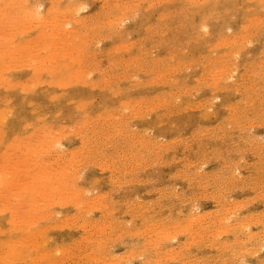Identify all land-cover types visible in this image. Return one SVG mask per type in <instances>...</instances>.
Returning <instances> with one entry per match:
<instances>
[{
	"label": "rangeland",
	"instance_id": "obj_1",
	"mask_svg": "<svg viewBox=\"0 0 264 264\" xmlns=\"http://www.w3.org/2000/svg\"><path fill=\"white\" fill-rule=\"evenodd\" d=\"M4 1H6V0L0 1L1 15H3L4 12H5V15L8 14L6 10H8V8L10 6L12 7V8L10 7L11 12H10V8H9L10 14H12V12L14 10L19 11L18 10V9H20L19 4L22 1L24 2L25 0H17L19 2L21 1L20 3L17 2L18 4H14V3H16V1L11 0L12 4H14V6L11 5V3H8V1L11 2L10 0H7V2H5V3H4ZM173 1H174V3H173ZM27 2H29V3L24 4V5L27 6V5L31 4L30 5L31 8L34 7L35 5L37 6L38 3H39L38 4L39 7L43 5V7L42 8L40 7V8L43 11L45 10L44 12L48 11L50 6H51L50 8L52 9V7L57 4L59 6V8H56V10H55L53 7V9L56 11V14H57L58 10H60V11L64 10L65 13L63 11H62L63 13H61L60 11L58 12V14H60L59 19H61V18H63V19L59 20L58 18L55 17L53 19L54 22L51 21V23L49 22L48 25L45 24V27H44V25H42L41 27L34 25V28H33V24L27 23V25H26V23H25V24H23V26L26 25L27 28L25 29V27L22 26L23 27V29H22V27L20 28L19 23H17V25L14 23V26H12L13 24H11V23H5V22H8V19L0 18L1 20L3 19V22L0 20V32H3V33H0V35L2 34L0 36V40L2 37V40H1L2 42H5V41H3V39L5 38V35H7V37H12V36L14 37V35H15L14 32L16 33V40H15V38H14V40L11 38L13 40V42L16 41L17 43L18 42L21 43L23 41L25 42L26 40L29 41V40H32L33 38L35 39V36H38V35H39L38 39H40V36L42 34H44L43 32L41 34L40 31L47 30L46 32L49 35V33H51V31H50V29L52 28L51 26H54V27H57V28H55V30H56L55 32L56 33L59 32V35H56L55 33H53V35L50 34L49 36H51L52 38H55L56 36H58L56 38H60V39H62L64 37L62 39V42L59 39L57 40V41H60L61 45H62V43H66L64 41V39L68 40L67 37H68V35H70V34H68V32H70V31H68V28L70 30V27H71L69 25L70 22L72 24V28H74L75 26H77V27L79 26V28L76 27V29H79L81 31L80 35H82V36L84 33L86 34V31L84 29L88 25H90V27H87L88 31H89L88 32L89 35L87 34V37L85 38V40L83 42L80 41L81 42L80 46H78V49H80V47L82 45L85 47V48L84 47L81 48V50H80V52L84 53L85 56H83V58H82V54H77V52H76V56L80 55L81 60H83L85 58L83 60V63H85V67H86V68L84 67L85 72L82 69L83 65H81L79 67L78 64L80 62L78 64H76L77 63L76 61H75L76 63H72V67L69 71H75L77 69H79V70L82 69V72L80 71V74H81V75L79 74L80 76L76 73H73L74 78L72 81L69 82V85H68V81L67 82L65 81L66 83L63 84L62 78H61L62 80H60V82L58 83L59 77L52 74L51 72H50L51 74H48L49 73L48 70L47 71L42 70L41 75H40L41 77H38V80L35 79L37 81V82H35V80L32 77L37 78V75L35 74L36 71L34 68L36 66L34 65V67H32V65H29L28 63L31 62V61H29V62H25L26 63L25 65L28 64L29 67H28V65H27V68H25L26 66L23 67V65H24L23 63L27 58L30 60L32 59V57H27L28 52L31 53V54L29 53L30 56H32L35 53H36L35 56H37V55L47 56V55H49L47 53L55 54L58 51L57 49L61 48V50L58 51L57 55L58 54L63 55V52H61V51H64V53L65 52L67 53L68 50L66 48L65 49L67 51L64 49V47H65L64 44L62 47H61V45L60 46L58 45L60 42L58 44L57 43L55 44V46H56L55 48L57 51L55 49H53L54 46H52V45H54L55 40H50L49 36L45 35L46 38L48 37L50 43L54 42L53 44H51V49H49V50L46 49V51L42 52L40 50H41V45L43 46V44H41L40 46L39 45L37 46L38 52L40 51V54L42 52V55L37 54L38 53L37 50L36 51L34 50V48L36 47V46L34 47V45H37L39 40H38V42L34 40L36 43H34V41H30L31 42L30 44L33 43V45L30 46V44H29L28 46L32 47L33 50L29 49V47H26L28 42L26 43L25 46L20 44L21 47L23 46L29 50L27 51L26 49L23 50L24 48L23 49L21 48L23 50V52L27 51L26 52V59L24 57L25 52L23 53L21 51H18V52H20V55H21V53H23L22 57L18 56V58H20V60H18V61L15 60L16 63L14 60H13L14 62L11 61L12 64L13 63L16 64L15 66L17 68L13 67L14 65L12 66L11 62L9 61V60H12L11 59V57H13L12 55L9 57L7 54L4 55V53L2 54V52H0V61H2L1 63L6 64V63L10 62L9 64L11 65V66L7 65L10 67H7L8 69L5 68L6 70H5V72H3V76L0 77L1 79L4 77L0 83H2L4 80L5 82H3V83L5 84L6 82H8V85H9V86L7 84H5L4 86L0 85V110L3 113H4L3 110H7V112H10L9 110H11V113H10L11 115L7 112L5 114L2 113L3 116H5V118H4L5 121L1 122V120H0V127H1L0 128V135L2 134L0 137V143H1L0 144V161H1L0 167H2L1 170H3V173H5L6 178L7 177L9 178V179L7 178L8 180H10V176L13 177V174H18V176H17L18 181L15 183H19V187L16 186V189L14 188V191H12L13 188L8 189V191L11 190L14 193H16V192L18 193L19 191H21L22 194L20 197H23L25 202H27V200L30 201L32 197L37 195L41 186L39 187V184H37V182H35L36 180L34 178V176H35L34 171L29 170V172H27V171L23 172L24 170L29 168V166H27L29 164V162L33 163V161L31 162L29 160V158L27 159L26 157H24L25 156L24 154L26 153L27 154L26 156L30 157L32 155V153L35 154V151H36V157H37V151L39 154L41 152H44V153L46 152V151L42 150L41 147H43L44 150H49L48 151L49 154H48V152H46V154H44V156H43V158L45 160L47 159L46 163H45V161H43L44 162L43 164L44 165L46 164L45 167L47 166V169H49L50 171L54 167H55V169H58L57 171H59V169H60L59 173H61L65 170L66 171L65 173L63 172V173L59 174V175L63 174L64 176L62 175V178H64V179L71 176L72 174L73 175L71 177L76 175L75 178L76 177L77 178L79 177V178L78 179L76 178L78 181H75V183L78 182V185L80 187H82L86 191L88 190L87 192L84 193L85 195H83V201L86 200V202H87V200L89 201L90 199H93V200H90L89 203L87 202L85 204H82L83 201L80 200L81 203H79L78 206H80L81 208L83 206L84 207L81 209L77 206L78 210L77 209L73 210L76 207V205L73 203L67 202L66 200L65 201L59 200L60 202H56V199H58L57 197L55 199L49 197L50 200H48L47 197H41L40 198V201H38V203H37V206H38L37 218L40 217V218H38V222L39 221L44 222V220H45L46 223L42 222L41 224H38V226H37L36 225L37 221H36V222H33L32 227L34 228V231L36 232L35 235L37 234L35 237H39V235L43 234V233H41L40 229L41 228L43 229V227H44L43 230H45V226H46V231H44V233L48 232L47 233L48 235L43 234V237L45 236V239H43V237L41 235L39 242H42V241L44 243H45V241L48 242V244L46 242V245H45V247L48 249V250L46 249L47 250L46 255H48V256L46 257L45 254H39L41 257L40 260L42 259L41 260L42 263H41L40 261H35V260L39 259V258L36 259L35 257H39V256L36 254H33L32 257H34L33 258L34 262L37 264H60V262H61V264L62 263L63 264H90V261H91V264H98V263L104 264V262H106L105 264H107V263L108 264H113V263L116 264L117 262H118L117 264H128V263L129 264H182V263L183 264H221V263L222 264H244V263L245 264H264V246H263L264 245V182H263L264 181V178H263L264 177V171L262 170V169H264V157H263L264 156V146L261 145V143L262 144L264 143V142H262V141H264V117H263V115H264V105H263L264 104V92H263L264 87H262V85L264 86V76H263L264 75V72H263L264 71V64H263L264 63V36H263L264 35V23H263L264 22V19H263L264 18V10H263L264 9V3H263L264 0H261L262 4H260L261 3L260 0L259 1L258 0H250V1L249 0H224V1L223 0H216V2H215V0H214V2H213V0H198V1L197 0H194V1L193 0H188V1L187 0L186 1L185 0H181V1L180 0H158L159 3L157 2V0H135V1L134 0H122V1L121 0H117V1L116 0H71V1L69 0L70 5L66 4V3H68V0L67 1L66 0H64V1H62V0H27ZM134 2H135V4L136 3L137 4L134 5ZM34 3H35V5H34ZM50 3H52L53 6ZM190 3H191V5H190ZM216 3H218V4H216ZM8 4H10V6ZM117 4H119V5H117ZM122 4H125V7H124V5L121 6ZM21 5H22V3H21ZM67 5H69L71 7H69ZM77 5L79 7H81V9L83 11L81 10L79 12V14L75 13V12L73 14L72 9H75L73 7L74 6L76 7ZM81 5H83V6H81ZM133 5H134L135 9H137V10L140 9V10L137 11V10H134L133 8H131V10L129 11V15H127L129 9L127 10V12H125L124 10L126 8L131 7V6L133 7ZM161 5H162V7H161ZM181 5H182L183 9L181 8ZM7 6H9V7L7 8ZM87 6H88V8H87ZM179 7H180V9H179ZM223 7H224V9H223ZM67 8H68V10H67ZM146 8H147V10H146ZM155 8H156V10H155ZM69 9H71V10H69ZM104 9H105V11H104ZM196 9H197V11H196ZM2 10H3V13H2ZM52 10H49V11L52 12ZM184 10H185V12H184ZM232 10H233V12H232ZM68 11L69 12L72 11L71 14H73V17H74V19H72L73 23L71 20L69 21V19H71L70 13L66 14V13H68ZM110 11L112 13H114V12L115 13L112 14ZM122 11H124V12L122 13ZM169 12H171V13H169ZM231 12L234 14H232ZM15 13H17V12H15ZM120 13H122V14H120ZM51 14H53V13H51ZM62 14H63V16H62ZM131 14H133V16ZM202 14H204V15H202ZM219 14H220V16H219ZM117 15L119 16L120 19L119 18L117 19ZM120 16H122V17H120ZM123 16L126 18L128 17V18L126 19ZM201 16H203V17H201ZM84 17L87 18L86 24L88 23V25L87 26L85 24L84 25H81V24L77 25V23H79L80 21L78 20L79 22H77V21L75 22V19H79V18L82 19ZM111 17L116 19L115 20L117 22L116 24H118V23L119 24L116 25L115 21ZM177 17H178V19H177ZM249 17H250V19H249ZM261 18H262V20H261ZM46 19H47V17H46ZM55 19H57V20L55 21ZM213 19H215V21ZM221 19H223V20H221ZM257 19L258 20L260 19L259 20L260 23H257V22H259ZM121 20L124 22H122ZM48 21H45V22L47 23ZM57 21H59V22H57ZM68 21H69V23H67V24L69 25V27H67L65 24ZM101 21H103V22H101ZM119 21H121V22H119ZM203 21H204V25H203ZM205 21H207V22H205ZM227 21H229V22H227ZM255 21H257V22H255ZM108 22H111L112 25ZM2 23H4V24H2ZM55 23L57 25H60V24L61 25L65 24V25L61 26L59 28L57 25L56 26L54 25ZM109 24L111 25L110 27L108 26ZM187 24H189V25H187ZM226 24H229L230 26L226 25ZM121 25L124 28H122ZM165 25H167V28ZM178 25L179 26L181 25L182 27H179ZM200 25L201 26L203 25V26L201 27ZM17 26H18V28H15ZM28 26H29V28H28ZM176 26H177V28H176ZM42 27H44L45 30ZM46 27H49V29ZM63 27H65V30H66L65 32L63 31ZM81 27L82 28L84 27V28L81 29ZM116 27H117V29H116ZM53 28H52V31L54 30ZM89 28H91V29H89ZM93 28H96V29H93ZM20 29H22L23 31H21ZM28 29H30L31 31ZM74 29H72V30H74ZM76 29H75V32L79 31ZM262 29H263V31H262ZM59 30H62L63 33ZM96 30H97V32H96ZM9 31H10V34H9ZM90 31H92V32H90ZM99 31H100V33H99ZM150 31H151V33H150ZM11 32H13V33H11ZM203 32H205V33H203ZM54 34L56 35L55 37H54ZM157 34H159V35H157ZM205 36H206V38H205ZM45 37L42 36L41 39L43 40V38H44L43 41H48V40H45ZM141 37H143V38H141ZM241 38L243 39V41L241 40ZM161 39H162V41H161ZM36 40H37V37H36ZM171 40H172V42H170ZM192 40H193V42H192ZM1 41H0V48L2 49V47H1L2 42ZM11 41H8V42L10 43ZM43 41H41V42H43ZM13 42L11 44L14 45V43H16V42H14V43ZM24 42H23V44H24ZM251 42H252V44H251ZM85 43H86V45H85ZM225 43H227V44H225ZM245 43L247 46L245 45ZM5 44H6V42H5ZM5 44H3V45H5ZM13 45H12V47H13ZM20 45H19V50H20ZM115 45L117 46V48L115 47ZM16 46H17V44H16ZM67 48L69 49V47H67ZM137 48L139 51L137 50ZM235 48H237V51ZM1 49H0V51H1ZM3 49H4V47H3ZM91 49H92V51H91ZM239 49H240V51H239ZM30 50H32L34 52H31ZM3 51H5V50H3ZM75 51H79V50L76 49V50H73L72 52L69 51L70 52V53L68 52L69 55L66 53L65 54L67 55V57H70V56L73 57ZM85 51H87V52H85ZM147 51H149V52H147ZM53 52H55V53H53ZM121 52L124 53V56ZM239 52H240V54H239ZM5 53H6V51H5ZM43 53H45V54H43ZM71 53L73 55H70ZM141 54H143V55H141ZM2 55H4V56H2ZM6 55L8 57H6ZM14 55L16 56V57H14V59L15 58L18 59L17 54H14ZM18 55H19V53H18ZM147 55H148V57H147ZM232 55L234 56L233 59H232ZM35 56H33V57H35ZM88 56H90V57H88ZM142 56H144V57L142 58ZM150 56H152V57H150ZM167 56L169 58L166 60ZM188 56H190V57H188ZM164 57H165V59H164ZM182 57H183V59H182ZM191 57H193V58H191ZM170 58H173V59H170ZM28 59H27V61H28ZM144 59H146V61ZM169 59H170V61H169ZM155 60H157V61H155ZM139 61H140V63H139ZM161 61H163V63ZM19 62H20V64L18 65ZM116 62H118V65ZM236 62H238V63H236ZM34 63L36 64V62H33L31 64H34ZM141 63H143V64H141ZM60 64L64 65L63 61H60ZM138 64L142 65L143 67L138 65ZM121 65H122V67H121ZM232 65H233V67H232ZM117 68H119L118 71H117ZM189 68H191V69H189ZM235 68L237 70H235ZM230 69H232V70H230ZM124 71H126V72L124 73ZM158 71H159V73H157ZM88 72H91L92 74L91 73L88 74ZM213 72H215V73H213ZM171 73L173 75H171ZM132 75H133V77H132ZM150 75H151V77H150ZM78 76L80 78H77ZM83 76H86L88 79H86V77H83ZM213 76H215V77L212 78ZM255 76H257L258 78H256ZM29 77H31L34 80V82H31V85L34 83L32 86L28 85V83L30 84V80H32ZM165 77H166V79H165ZM253 77L256 79H254ZM52 78H54V80ZM131 78L134 80H132ZM138 78H140V79H138ZM246 78L248 79V81H246L247 80ZM56 79L58 80L56 82L57 84L54 82V81H56ZM106 80H108V81H106ZM130 80H132V81H130ZM158 80L162 81V82H159ZM51 81H52V83H51ZM215 81H216V83H214V85H213V82H215ZM41 82H43V84ZM144 82H146L147 84L146 83L144 84ZM148 82H150V83L148 84ZM167 82H169L171 85ZM171 82H173V83H171ZM224 82H226V83H224ZM17 83H18V86L17 85L15 86V84H17ZM252 83H254L253 86H252ZM184 84H185V86H184ZM215 84H217V85H215ZM10 85H12V86H10ZM56 85H58V86H56ZM227 85H228V87H227ZM259 85H260V88H259ZM28 86L32 87L31 88L32 90H34V89L35 90L31 91V89ZM59 86H62V87H59ZM113 86L115 88H113ZM7 87H10V88H7ZM27 88L29 91L24 90ZM101 88H102V90H101ZM257 88H259V89H257ZM186 90L191 94L189 95V93L186 92ZM193 90H194V92H193ZM235 92L238 94H236ZM62 93L64 94V96ZM56 94H57L58 98H57V96H55ZM252 94H253V96H252ZM53 95L56 98L52 97ZM23 96H26V97H23ZM178 97H180V101H179ZM53 98L57 99V100L53 101ZM157 98H158V100H157ZM136 99H138L139 101ZM159 99L161 100V103H159L160 102ZM8 100H10L11 102L9 103ZM59 100H60V102H59ZM122 100H126V101L130 100V102H134V104H135L134 108L136 109V111L134 112L131 109L130 110H127V109L124 110L123 109L124 110L123 111L121 107H123L125 105L126 101L124 102ZM144 100L146 103L144 102ZM121 101L124 104H122ZM251 101H252V103H251ZM84 102H87V103H85V105H84ZM127 103L128 102H126V104ZM179 103H180V105H179ZM79 104H80V107H79ZM82 104H83V108H82ZM134 104H132V106H134ZM208 105L210 108L208 107ZM252 106H254V107H252ZM77 108H79V109H77ZM170 109H171V111H170ZM176 109H178V110L176 111ZM179 109H180V111H179ZM246 109H248V110H246ZM151 110H153V111H151ZM168 111H169V113H168ZM243 111L245 112L244 114H243ZM1 112H0V115H2ZM119 112L121 113V115L119 114ZM254 112H255V114H254ZM134 113L136 114L135 116L133 115ZM261 113H262V115H261ZM106 114L107 115L109 114V115L105 116ZM8 115H10V116H8ZM115 116H117V117L119 116V118H117ZM103 117H105V118H103ZM126 117L129 119H127ZM141 117H142V119H141ZM86 118H88V119H86ZM123 118H125L124 122H123ZM38 119H39V121H38ZM40 119H42V120H40ZM251 119H254L255 121L251 120ZM87 120H88V122H87ZM130 121H131V123H130ZM84 122H85V124L88 123L87 125H91V126H88L87 129L84 128L83 127V126H85V124H83ZM127 122H129V123H127ZM241 122H242V124H241ZM123 123H126L125 125L132 130L128 131L130 129H128L127 127L125 128V125ZM114 124H115V126H113ZM118 124L120 126H118ZM1 125H4V126H1ZM54 125H56V127H59L62 125L61 127H63V129H62L63 132L59 131V134L61 133L60 135L58 134V132L56 134V131L60 130L61 127L59 129L57 128L58 130H55V129H52V126H54ZM121 125H123V126H121ZM129 125H130V127H129ZM204 125H206V126H204ZM218 125L221 128H219ZM43 126L46 127V129H45L46 132L44 131L45 133L43 132V130H44ZM77 126H79V127H77ZM199 126H201V127H199ZM40 127L42 128V130ZM56 127H54V128H56ZM118 127L120 128V131L117 130ZM123 127L125 128V130ZM49 128H51V129H49ZM78 128H79V130H78ZM94 128H95V130H94ZM105 128H107V129H105ZM236 128H237V130H236ZM244 129H246V130L248 129V130L247 131L245 130L246 131L245 132ZM38 130L40 131L39 133H38ZM49 130H50V132L51 131L54 132V130H55V133L51 132L50 137H49V134L46 135V137L49 138V140L51 138H52V141L55 140L54 137L57 138L56 137V135H57L60 140L56 139L54 142H57V140L61 141V142H59L60 145L58 144V147L60 146V149L62 148L63 150L62 149L60 150L58 147H56L60 151L59 157H61V159L57 158L58 156H56V154H55V153H57V155H58V150L53 151L52 145L50 144V142L52 143L51 140L49 141V140H46L47 138H45V140L47 142L46 146L49 148V149H47V147L45 146V142H43V140L40 141L41 139H39V137L41 136L42 133L44 135V134L48 133ZM227 130H229V131H227ZM137 131H138V133H137ZM199 132H200V134H199ZM232 132H233V135H232ZM63 133L64 134L66 133V134L62 135ZM33 134H35L37 137L38 136L39 137L36 138V136ZM53 134H56V135L54 136ZM32 135L35 138H33ZM52 135H53V137H52ZM136 135H138V136L140 135V136L137 137ZM204 135H205V137H204ZM242 135H243V137H242ZM61 136H62V138H61ZM103 136H104V138H103ZM117 136L119 137V139H117L118 138ZM126 136H128V137L126 138ZM207 136H210V137H207ZM22 137H23L22 140L24 142H25V140L27 141L28 139H29L28 141L30 143H31V141L32 142L39 141V145H38V142L36 145H38L40 147V145L44 143L43 145L45 147L43 145H41V147H40L41 150H40V149H38L39 148L38 146L36 148L33 147V145H35L36 142L34 144L33 143L29 144L28 142H25L27 148L25 149V152H24V149H22V148L26 147L24 145L25 143L21 142V140H20V144L19 143L16 144V142L17 141L19 142V139H21ZM26 137H27V139H25ZM28 137H31V138H28ZM41 137H42V139H44L43 137H45V135L41 136ZM195 138H196V140H194ZM218 138H220V139H218ZM61 139H65V140H61ZM110 139H112V140H110ZM130 139L134 142V145L136 144V142L138 144V145L136 144L135 147H133V149L135 148L134 151L132 150V147H131L132 143H130L132 141ZM133 139L136 140V142ZM143 139H145V140H143ZM261 139H262V141H261ZM105 140H106V142H105ZM115 140H118V141H115ZM157 140H159V141H157ZM13 141L15 142L16 148H14V145H13L14 142ZM48 141H49V145H48ZM126 141L130 144V147H128L129 144ZM183 141L184 142L187 141V142L181 143ZM221 141H223V142H221ZM236 141H238L239 143ZM97 142L100 145H98ZM114 142H115V144L118 143V145H120V146L115 145ZM146 142H149L150 144H148ZM170 142H171V146L169 145ZM202 142H204V143H202ZM27 143H28V145H27ZM177 143H178V145H176ZM252 143H253V145H252ZM142 144L144 147L142 146ZM173 144H174V147H173ZM184 144H186V145L183 146ZM199 144H201V145H199ZM18 145L20 148L23 146L21 148L22 152H21V150H20V152L18 151V149H19V147H17ZM254 145L256 148L254 147ZM62 146H64V147H62ZM114 146L116 147L115 149H114ZM32 147L36 150L35 151H33L34 149L31 150ZM93 147H94V149H93ZM258 147H259V150L257 149ZM11 148H12V150H14V149L15 150L12 151ZM78 148H79V150H77ZM254 148L256 149V151ZM261 148H263V150ZM27 149L28 150L30 149L31 152L28 151ZM142 149L144 150V152ZM181 149H182V151H181ZM71 150L77 151L78 155L74 151L69 152ZM6 151H8V153ZM61 151H64V152H61ZM139 151H141V152H139ZM164 151H166V152H164ZM183 151H185V152H183ZM201 151H202V153H201ZM208 151H209V153H207ZM218 151H220V152H218ZM23 152H24V154H23ZM29 152H30V155H28ZM86 152H87V155H86ZM88 152H90V153L88 154ZM95 152L97 154H95ZM152 152H153V154H152ZM197 152H199V153H197ZM238 152H239V154H238ZM250 152H251V154H250ZM18 153L19 154L21 153L24 156L22 157L21 154L19 155ZM52 153H54V154H52ZM60 153H62V154H60ZM69 153H70V155L71 154L77 155L78 158H75L72 160V155L70 157ZM9 154H14V155L9 159V158H7V156ZM17 154H18V157H17ZM63 154H65V157H64L65 159L62 158ZM80 154H81V156H80ZM120 154H121V156H120ZM136 154H137L136 158L138 160L136 158H134V156H136ZM147 154L150 157H148ZM173 154H174V156H172ZM33 155H32V157L35 158V155L34 156ZM45 155L48 157H46ZM83 155H85L86 157H84ZM126 155L128 157H126ZM129 155L133 156V158H131ZM204 155H205V157H204ZM10 156L11 155H9L8 157H10ZM16 157L20 158V159L23 158L25 161L17 159ZM54 157H56V158H54ZM108 157H110V159ZM120 157H122L123 161ZM171 157H172V159H171ZM178 157H180L181 159ZM207 157H208V159H207ZM209 157L210 158L212 157V158L210 159ZM34 158H31V160ZM69 158H71V159H69ZM79 158H81V160ZM88 158L91 160V162ZM124 158L126 161L124 160ZM142 158H143V160H142ZM238 158H239V160H238ZM3 159H6V160H3ZM78 159H79V162H78ZM134 159H136V160H134ZM161 159H162V161H161ZM259 159H260V161H258ZM26 160H28V161L26 162ZM56 160H57V162H56ZM74 160L75 161L77 160L76 161L77 163H75ZM209 160H211V161H209ZM214 160H216V161H214ZM9 161H10V163H8ZM23 161H24V163H23ZM88 161H89V164H88ZM133 161H134V163H133ZM156 161L157 162L159 161V162L157 163ZM255 161L257 162V164H255L256 163ZM72 162H74V164ZM121 162H127V163L124 165V163L122 164ZM131 162H132V164L130 165L129 163H131ZM164 162H165V164H164ZM238 162H241V163H238ZM258 162H259V164H258ZM25 163H28V164H25ZM19 164H22L23 168L25 167V169H23V168L21 169V167L18 166ZM43 164H41L42 167H43ZM67 164H68V166H67ZM108 164H109V166H108ZM238 164H240L241 166ZM16 165H17V167H16ZM143 165H145V166H143ZM45 167H43L42 170L45 171L46 170V169H44ZM50 167H52V168H50ZM64 167H65V169H64ZM83 167H85V169ZM116 167H118V168L116 169ZM238 167H239V169H238ZM19 168L21 169V171ZM66 168L69 169L68 172H67ZM141 168H144V169H141ZM194 168H195V170H194ZM230 168H231V170H229ZM73 169H75V170H73ZM188 169H189V171H188ZM11 170L13 172H11ZM49 170H47V171H49ZM144 170H146V171H144ZM259 170H260V172H259ZM53 171H56V170L53 169L51 172H53ZM207 171L209 173H207ZM9 172H11L13 174L9 175V174H11ZM67 173L69 174V176ZM181 173H183V174L181 175ZM255 173H257V174H255ZM27 174L29 175V177L27 176ZM200 175H201V177H200ZM218 175L221 178H219ZM123 176H127V177L124 178ZM177 176H179V177L177 178ZM182 176H183V178H182ZM223 176H224V178H222ZM186 177H187V179H186ZM213 177H215V178L217 177L218 179L217 178L215 179ZM26 178L27 179L31 178V180L33 182H31V181L28 182V180ZM149 178H151V179H149ZM251 178H253V179H251ZM203 179H205L206 181ZM219 179H220V182L218 181ZM26 180H27V182H25ZM196 180H197V182H196ZM65 182H67V181H65ZM191 182H193V183H191ZM195 182H196V184H195ZM133 184H135V185L133 186ZM193 184H195V185L193 186ZM227 184H229V185H227ZM129 185H130V187H129ZM231 185H233V186H231ZM234 185H237V186H234ZM125 186H126V188H125ZM169 186H171V188ZM36 188L38 190H36ZM166 188H167V190H166ZM174 188L175 189L177 188V189L175 190ZM242 189H243V191H242ZM15 190H16V192H15ZM119 190H121V191H119ZM133 191H135L136 193ZM182 191H183V193H182ZM184 191H185V195H184ZM173 192H175V193H173ZM207 192L211 195H209ZM224 192H226V193H224ZM30 193L32 194V197H31ZM179 193H181V195ZM215 194H216V196H215ZM193 195H194V197L195 196H197V197L194 198ZM97 196H99L98 197L99 199H97L100 201V202L98 201L99 204L97 201L95 202V200H96L95 197H97ZM169 196H172V199H169V198H171ZM179 196H181V197H179ZM217 196H218V199H217ZM101 197L102 198L106 197V199L104 200ZM108 197H109V199H108ZM111 197H112V201H111ZM113 197H114V199H113ZM52 199L55 201H53ZM101 200H104V201L101 202ZM135 200H137V201L133 202ZM143 200H144V202L141 203V201H143ZM91 201H94L93 205L96 206V208L94 206L93 207L96 210L92 209L93 207H91V204H92ZM122 201H124V203ZM146 201H148V202H146ZM51 202L52 203L54 202V203L52 204ZM64 202H66V204H64ZM154 202L156 204H154ZM162 202L165 204H163ZM226 202H228V203H226ZM55 203L57 204V206ZM100 203L104 204L105 206L107 205L109 208L106 206L105 210H104V208L102 207L104 205L101 204L102 205L101 206ZM135 203H137V204H135ZM179 203H180V205H179ZM261 203H262V205H261ZM86 204H88V205L86 206ZM113 204H114V206L112 207ZM60 205H62V206H60ZM69 205H70V207H69ZM99 205H100V207H99ZM152 205H154V206H152ZM44 206H47V207H44ZM225 206L226 207L230 206V207L226 208ZM191 207H193V208L191 209ZM29 208L28 209L30 211V214L33 215L32 211L34 209V206H31ZM41 208L44 211H42ZM46 208H47V211L45 210ZM48 208L50 210H48ZM145 208H147V209H145ZM158 208H159V211H157ZM239 208H240V210H239ZM80 209L83 211V213L86 214V216L84 214V216H85L84 219L82 217L83 213L81 212ZM84 209L86 212H84ZM137 209H138V211H137ZM220 209H221V212H220ZM231 209H233V210H231ZM79 210H80V212H77ZM45 211L50 212V214H52V212L55 213V214H53V215H55V218L53 215L47 216L48 213H46ZM57 211L60 213H58ZM88 211H92L93 214H91V212H88ZM76 212H77V215H76ZM141 212H142V214H141ZM153 212H154V214H152ZM206 212H208V213H206ZM88 213L91 217L89 215H87ZM109 213L114 214L115 217H111L112 214L110 215ZM175 213H177V214H175ZM191 213H194V214H191ZM196 213H198L199 215ZM201 213H202V215H201ZM44 214L46 217H43ZM206 214H207V216H206ZM73 215L76 216L75 217L76 219H78V216L80 215L78 222L75 218L69 219V217L71 218V216L74 217ZM114 215H112V216H114ZM144 215H146V216H144ZM0 216H4V217L6 216V220H3L4 217H2L1 222H0V231L4 230L3 232H0V238L2 240L6 241V238L8 239V236L11 235V233H12L11 231L14 228V225L12 224L13 218H12V215L10 212H9V214H7V212L0 211ZM87 216H88V218H87ZM108 216L111 218H109ZM152 216H153V218H152ZM171 216H172V218H171ZM197 216H198V218H196ZM50 217H53V219L52 218L49 219ZM65 217H66V219H65ZM67 217H68V220H67ZM213 217H214V219H213ZM228 217L230 218L229 220H228ZM41 218H42V220H40ZM43 218H44V220H43ZM47 218L49 219V221ZM89 218H91V219H89ZM184 218H186V219H184ZM74 219H75V221H74ZM85 219H87L88 221ZM115 219L118 220V221L116 220L117 223H115ZM218 219L223 221V222H219ZM248 219H251V220H248ZM90 220L92 222L88 223V222H90ZM109 220L111 223L114 222V224L112 223V225L107 228L108 230L107 229L104 230L108 226ZM180 220H182V221H180ZM188 220H189V223H188ZM3 221H4V224H3ZM98 221H100V222H98ZM150 221L152 222L153 228L151 227ZM158 221H159V223H158ZM192 221H194V222L191 223ZM260 221H261V223H260ZM64 222H66V223L68 222L67 223L68 226L66 225V223L64 224ZM82 222H84L86 224L88 223L90 225V227H89V225H86L87 226L86 227L85 224H84V227L81 226L80 224ZM93 222L96 225L94 230H93V227H94ZM164 222H165V225H164ZM240 222H241V224H239ZM102 223L103 224L106 223L107 226H106V224H104L105 226L102 225ZM1 224H3V225H1ZM11 224H12V226H11ZM45 224H47V225H45ZM61 224H62V226H61ZM99 224H101V226H103V228L101 226H99ZM191 224H193L192 225L193 227L191 226ZM199 224H200V226H199ZM63 225H65V227ZM82 225H83V223H82ZM113 225H114V228L112 229L111 227H113ZM174 225H175V227H174ZM53 226H55V227L58 226L59 228L58 227L55 228ZM79 226H80V228H79ZM98 226L107 232L105 233L103 230H101L103 232H100L99 229L96 230V228ZM161 226H163V229L161 228ZM176 226H177V228H176ZM183 226H186V227H183ZM187 226H188V228H187ZM225 226H227V227H225ZM32 227H31V229H33ZM115 227H116V229H115ZM145 227H147V228H145ZM190 227H191V229H190ZM244 227H248V228L246 229ZM8 228L11 230H9ZM173 228H174V230H173ZM200 228H201V230H200ZM5 229H7V231ZM82 229L86 230V231H83ZM87 229H89L90 232ZM161 229L165 230V231L164 232L160 231ZM249 229H250V231H249ZM166 230L169 233H167ZM37 231H40V232H37ZM133 231H134V233H133ZM135 231L138 234L135 233ZM148 231H149V233H148ZM159 231L161 234L159 233ZM180 231H182V232H180ZM93 232H94V234H93ZM131 232L133 234L130 235ZM225 232H226V234H225ZM38 233H39V235H38ZM103 233H105V234H103ZM165 233H167V234H165ZM170 233H171V236H170ZM189 233H190V235H189ZM100 234L102 235L101 237H100ZM135 234H137V235H135ZM215 234H216V236H215ZM87 235H89V237ZM49 236L52 239H49L50 238ZM84 237H85V240H87V242H89V244L86 243V241L84 240ZM98 237L100 239H102L103 241L99 240ZM155 237H157V238H155ZM169 237L170 238L172 237V238L170 239ZM158 238H160V239H158ZM156 239H157V242H156ZM79 240H81V241H79ZM234 240H235L236 244L234 243ZM91 241H93V242H91ZM99 241H100V245H99ZM204 241H206V242H204ZM146 242H147V245L145 244ZM223 242H225L226 244ZM126 243H127V245H126ZM193 243H194V245H192ZM97 245H99L97 248L99 250H101L102 252H100L96 248ZM246 245H247V247H246ZM62 246L65 248H63ZM69 246L72 248H70ZM144 246H146L148 249ZM187 246H189V247L187 248ZM216 246H217V248H216ZM260 246H261V248H260ZM153 247H155V248H153ZM17 248L19 249V245ZM110 248L111 249L113 248V249L111 250ZM246 248H247V252L245 253ZM91 249H93V250H91ZM156 249L159 251L157 252ZM242 250H244V251H242ZM92 251H94V252L96 251V253H97V251H99L97 254L94 253L95 255H94V257H92V258H94L93 260L91 259V255L93 256ZM128 251H130V252L133 251V252L130 253ZM48 252L52 253L53 258L50 257L51 254ZM89 252L91 253V255H89L90 257L89 256L85 257V255ZM171 252H173V253H171ZM257 252H259V253H257ZM54 253H56V254L58 253L57 256ZM100 253H102L103 256ZM240 253H242L244 255H242ZM125 254H127L128 256ZM42 255H45L46 258L44 256L42 257ZM121 255H123V256H121ZM132 255H134V257ZM163 255H164V258H163ZM169 255H170V258H169ZM220 255H222V256H220ZM95 256H97V257L95 258ZM111 256L113 259L111 258ZM130 256L132 257L133 260L131 259ZM147 256H148V258H147ZM202 256H204V257H202ZM48 257H50V259H48ZM141 257H143V258H141ZM29 258H31V257L29 256ZM29 258H27L28 260L26 259L25 263H23L24 260H22L23 262L18 261V264H20V263L21 264H35L32 261H29L30 260ZM44 258H45V263H43ZM99 258L102 259L101 262H100ZM171 258H172V260H171ZM175 258H176V260H175ZM188 258H190L191 260ZM212 258H213V260H212ZM120 259H121V261H120ZM128 259H129V261H128ZM152 259L157 260V261H153ZM140 260L142 261V263ZM164 260H167V261H164ZM237 260H239V261H237ZM55 261H56V263H55ZM109 261H110V263H109ZM13 264H17V261L15 263V260H14Z\"/></svg>",
	"mask_w": 264,
	"mask_h": 264
},
{
	"label": "bare ground",
	"instance_id": "obj_2",
	"mask_svg": "<svg viewBox=\"0 0 264 264\" xmlns=\"http://www.w3.org/2000/svg\"><path fill=\"white\" fill-rule=\"evenodd\" d=\"M0 1H1V0H0ZM10 1H11V0H10ZM15 1H16V3H14V4H18L17 2H19V1H17V0H15ZM25 1H26V2H25ZM25 1H24V2H23V1L21 2V1H20V2L22 3V5H21V3L19 2V3H20V4H19L20 9H18L19 11L14 10V11H13L14 13L12 12L13 15L9 13V8H10L11 6H10V4H8L10 7L7 6V8H8V7H9V8H8V10H6V11H7V13H8L9 15H8V14L5 15V12L3 13V10H2L3 15H1V10H0V18L8 19V22H5V23H11V24H13L12 26H14V23H15L16 25H17V23H19L20 28H21V27L23 26V24H25V23H26V25H27V23H29V24H33V28H34V25H36V26H40V27H41L42 25H44V27H45V24L48 25L49 22H50V23H51V21L54 22L53 19H54L55 17L58 18V19L60 18V14H58V12H59L60 10L57 9V10H58V12H57L58 15L56 14V11H55L56 8H59V6H58L57 4L53 6L52 3H50V4L54 7L55 10L53 9V7H52L53 10H52V9L50 8V7H51V6H50L49 9L47 8L48 11L44 12L45 10H44V11L41 10V8L43 7V5L40 6V7H41V8H40V7L38 6L39 3H38L37 6H36V5H35L36 2H35V3H34L35 6L31 8V7H30L31 4H29V5H27V6L24 5V4L29 3V2H27V0H25ZM62 1H64V0H62ZM66 1H67V0H66ZM70 1H71V0H70ZM116 1H117V0H116ZM121 1H122V0H121ZM134 1H135V0H134ZM180 1H181V0H180ZM185 1H186V0H185ZM187 1H188V0H187ZM193 1H194V0H193ZM197 1H198V0H197ZM223 1H224V0H223ZM249 1H250V0H249ZM258 1H259V0H258ZM5 2H7V0L4 1V3H5ZM39 2H40V1H39ZM148 2H149V1H148ZM157 2H158V0H157ZM161 2H162V1H161ZM190 2H191V1H190ZM201 2H202V1H201ZM213 2H214V0H213ZM215 2H216V0H215ZM260 2H261V0H260ZM8 3H11V5L14 6V4H12V1H11V2L8 1ZM85 3H86V2H85ZM96 3H97V2H96ZM121 3H122V2H121ZM121 3H120V4H121ZM158 3H159V2H158ZM173 3H174V1H173ZM181 3H182V2H181ZM193 3H194V2H193ZM203 3H204V2H203ZM225 3H226V2H225ZM263 3H264V2H263ZM32 4H33V3H32ZM40 4H41V3H40ZM42 4H43V3H42ZM58 4H59V3H58ZM66 4H69V5H70L69 0H68V3H66ZM66 4H65V5H66ZM83 4H84V3H83ZM132 4H133V3H132ZM132 4H131V5H132ZM136 4H137V3H136ZM136 4H135V2H134V5H136ZM216 4H218V3H216ZM255 4H256V3H255ZM258 4H259V3H258ZM260 4H262V2H261ZM260 4H259V5H260ZM69 5H67V6H69ZM85 5H86V4H85ZM113 5H114V4H113ZM117 5H119V4H117ZM123 5H124V7H125V4H122L121 6H123ZM134 5H133V7L131 6V7L126 8V9L124 10L125 12H127V10L129 9L127 15H129V11L131 10V8H133L134 10H137V9H135ZM182 5H183V4H182ZM182 5H181V8H182ZM190 5H191V3H190ZM190 5H189V6H190ZM203 5H204V4H203ZM214 5H215V4H214ZM222 5H223V4H222ZM15 6H16V5H15ZM81 6H83V5H81ZM114 6H115V5H114ZM193 6H194V5H193ZM69 7H71V6H69ZM76 7H77L78 9H77ZM76 7L74 6L73 8H75V9H72V10H73V14H74V12L79 14V12L82 10L81 7H79L78 5H77ZM93 7H94V6H93ZM116 7H117V6H116ZM126 7H127V6H126ZM152 7H153V6H152ZM156 7H157V6H156ZM161 7H162V5H161ZM240 7H241V6H240ZM244 7H245V6H244ZM11 8H12V7H11ZM11 8H10V12H11ZM79 8H80V9H79ZM87 8H88V6H87ZM175 8H176V7H175ZM186 8H187V7H186ZM225 8H226V7H225ZM242 8H243V7H242ZM242 8H241V9H242ZM2 9H3V8H2ZM167 9H168V8H167ZM179 9H180V7H179ZM182 9H183V8H182ZM193 9H194V8H193ZM223 9H224V7H223ZM234 9H235V8H234ZM237 9H238V8H237ZM49 10H52V12L49 11ZM67 10H68V8H67ZM69 10H71V9H69ZM100 10H101V9H100ZM139 10H140V9H139ZM139 10H137V11H139ZM146 10H147V8H146ZM155 10H156V8H155ZM175 10H176V9H175ZM210 10H211V9H210ZM239 10H240V9H239ZM263 10H264V9H263ZM62 11L64 12V10H61L60 12L63 13ZM65 11H66V10H65ZM82 11H83V10H82ZM104 11H105V9H104ZM113 11H114V10H113ZM124 11H122V13H123ZM196 11H197V9H196ZM236 11H237V10H236ZM15 12H17V13H15ZM49 12H50V13H49ZM54 12H55V13H54ZM71 12H72V11H71ZM71 12L68 11V13H66V14H69V13H70V15H71V19H69V21H70V20L72 21V19H74L73 14H71ZM110 12H111V11H110ZM132 12H133V11H132ZM184 12H185V10H184ZM232 12H233V10H232ZM232 12H231V13H232ZM234 12H235V11H234ZM51 13H53V14H51ZM64 13H65V12H64ZM101 13H102V12H101ZM111 13H112V12H111ZM114 13H115V12H114ZM114 13H112V14H114ZM122 13H120V14H122ZM169 13H171V12H169ZM176 13H177V12H176ZM180 13H181V12H180ZM188 13H189V12H188ZM192 13H193V12H192ZM55 14H56L57 16H56ZM107 14H108V13H107ZM124 14H125V13H124ZM136 14H137V13H136ZM185 14H186V13H185ZM189 14H190V13H189ZM193 14H194V13H193ZM195 14H196V13H195ZM215 14H216V13H215ZM232 14H234V13H232ZM54 15H55V16H54ZM131 15L133 16V14H131ZM168 15H169V14H168ZM190 15H191V14H190ZM202 15H204V14H202ZM52 16H53V17H52ZM62 16H63V14H62ZM64 16H65V15H64ZM76 16H77V15H76ZM85 16H86V15H85ZM103 16H104V15H103ZM111 16H112V15H111ZM171 16H172V15H171ZM171 16H170V17H171ZM205 16H206V15H205ZM215 16H216V15H215ZM217 16H218V15H217ZM219 16H220V14H219ZM244 16H245V15H244ZM261 16H262V15H261ZM46 17H47V19H46ZM72 17H73V18H72ZM78 17H79V16H78ZM97 17H98V16H97ZM104 17H105V16H104ZM120 17H122V16H120ZM123 17H124V16H123ZM130 17H131V16H130ZM201 17H203V16H201ZM222 17H223V16H222ZM69 18H70V17H69ZM91 18H92V17H91ZM98 18H99V17H98ZM111 18H113V17H111ZM118 18H119V16L117 15V19H118ZM124 18H126V17H124ZM127 18H128V17H127ZM127 18H126V19H127ZM134 18H135V17H134ZM187 18H188V17H187ZM192 18H193V17H192ZM232 18H233V17H232ZM247 18H248V17H247ZM251 18H252V17H251ZM255 18H256V17H255ZM259 18H260V17H259ZM3 19H2V20L0 19V20L3 22ZM51 19H52V20H51ZM61 19H63V18H61ZM61 19H59V20H61ZM65 19H66V18H65ZM65 19H64V20H65ZM80 19H81V18H79V19H75V22H76V21H77V22L80 21L79 23H77V25H78V24H81V25H84V24H85L86 26L88 25V23L86 24V22H87L86 19H87V18L84 17V18H82L81 20H80ZM119 19H120V18H119ZM160 19H161V18H160ZM177 19H178V17H177ZM204 19H205V18H204ZM210 19H211V18H210ZM219 19H220V18H219ZM249 19H250V17H249ZM263 19H264V18H263ZM48 20H49V21H48ZM56 20H57V19H55V21H56ZM66 20H67V19H66ZM78 20H79V21H78ZM113 20L115 21L116 19L113 18ZM131 20H132V19H131ZM201 20H202V19H201ZM208 20H209V19H208ZM213 20L215 21V19H213ZM221 20H223V19H221ZM257 20H258V19H257ZM259 20H260V19H259ZM259 20H258V21H259ZM261 20H262V18H261ZM5 21H6V20H5ZM45 21H48V22L46 23ZM69 21L65 23L67 27H69V25L71 26V27H70V30H69V28H68V31L71 32V33L68 32V34H70V35H68V37H67L68 40L64 39V41H65L67 44H66V43H62V45H61L62 39H63L64 37H63L62 39H60V38H56V37H58V36H56V35H59V32H58V31H57L58 33L55 32V31H56L55 28H57V27L51 26L52 28L54 27V28H53V29H54V30H53L54 32L52 31V28H51V29H50L51 33H49V35H50V34L53 35V33H55V34H56V35L54 34V37L56 36L55 38H52L51 36H49L48 33L46 32L47 30H45L44 27H42L45 31H40L41 34H42V32L44 33V34H42V35L40 36V39H38V38H39V35H38L39 33H38V34H37L38 36H35V39L33 38L32 40H29V41H28V40H26L25 42L23 41L24 44H23V42H21V43H19V42L17 43L16 41H14V42H16V43L13 42L14 38H15V40H16V33H15V32H14V34H15L14 37H13V36H12V37H7V35H5V38L3 39V41H5L6 44H5V42H2V41H1V40H2V37H1V40H0V41H1L3 44H5V45H3V44L1 43V45H2L1 47H2V49H3V47H4L3 50H5L6 53H5V51H3L1 48H0V49H1L0 52H2V54L4 53V55L7 54L9 57L12 55L13 57H11L12 60H9L10 62L13 61V60H14V61H15V60L18 61V60H20V58H18V56H19V57H22L23 53L25 52L24 57H25V59H26V52H27L29 49H32V50H33L32 47H29V46H28V45L31 43L30 41H34V40H35V41L38 42V40H39V42L37 43V45H34V47L36 46V47H35L36 49L34 48V50L36 51V50L38 49L37 46H38V45L40 46L41 44H43V46L41 45V50L39 49V50L42 51V52H43V51H46V49H48V50L51 49V44H53L54 42H55V43H54V45H52V46H54L53 49L56 50V48H55V47H56L55 44H56V43L58 44V43L61 41L58 45H59V46L61 45V47L63 46V44L65 45L64 49L66 48V49L68 50V51H67V50L65 49V50L67 51V53L65 52L66 54H68L69 51L72 52L73 50H76V49L79 50V51H75V52H74V55L71 53L70 55H73V57H72V56L67 57V55L64 53V51H61V52H63V55H60V54L57 55L58 51H60L61 48H58V49H57L58 51L56 50V51H57L56 53L53 52V53H55V54L47 53V54H49V55H47V56L42 55V52H41V54H40V51L38 52V50H37V52H38L37 54H40V55H42V56H39V55L35 56L36 53H35V54L32 53L33 55L30 56V55H29L30 52H28L27 57H32V59L30 60V59L27 58L28 61H27V59H26L25 61L23 60L24 63H23V62H22V63L24 64L23 67L26 66L25 68H27V65H28V64H29V65H32V67H34V65L36 66V67H34V68H35V71H36L35 74L37 75V78H34V77L31 76L34 80H35V79L38 80V77H41L40 75H41V71H42V70H44V71H45V70H46V71L48 70V71H49L48 74H51V73H52V74H54V75H56V76L59 77V78H58L59 81L56 79V81H54L55 83H56L57 81H58V83H59L60 80L63 79V82H62V83L65 84V83L68 81V85H69V82L72 81L73 78H74V74H73V73H76V74L79 75V74H80V71L82 72V69L84 70L85 63H83V60H84L85 58H84L83 60H81L80 55H77V56H76V52H77V54H82V58H83V56H85L84 53H81V52H80L81 48H83L84 46L82 45V46L80 47V49H78V46H80V43L83 42V41L85 40V38L87 37V34H88V32H89L87 27H90V25H88V26L84 29V30L86 31V34L84 33L83 36H82V35H80V32H81V31H80L79 29H76L77 26H75V25H74L75 27L73 26L76 30H79V31L75 32V29L72 28V24H71V22H70L69 25L67 24V23H69ZM110 21H111V20H110ZM114 21H113V22H114ZM117 21H118V20H117ZM121 21H122V20H121ZM121 21H119V22H121ZM252 21H253V20H252ZM44 22H45V23H44ZM57 22H59V21H57ZM60 22H61V21H60ZM101 22H103V21H101ZM111 22H112V21H111ZM111 22H108V23H110V24L112 25ZM122 22H124V21H122ZM163 22H164V21H163ZM205 22H207V21H205ZM210 22H211V21H210ZM227 22H229V21H227ZM253 22H254V21H253ZM255 22H257V21H255ZM72 23H73V21H72ZM104 23H105V22H104ZM116 23H117V22L115 21V24H116ZM125 23H126V22H125ZM156 23H157V22H156ZM177 23H178V22H177ZM200 23H201V22H200ZM257 23H260V21L257 22ZM263 23H264V22H263ZM2 24H4V23H2ZM21 24H22V25H21ZM52 24H53V23H52ZM65 24H64V25H65ZM110 24L108 25L109 27L111 26ZM118 24H119V23H118ZM118 24H116V25H118ZM121 24H122V23H121ZM164 24H165V23H164ZM252 24H253V23H252ZM26 25L23 26V27H25V29L27 28ZM54 25L56 26L57 24L55 23ZM64 25H63V24H62V25L60 24V25H57V26L60 28L61 26H64ZM176 25H177V24H176ZM187 25H189V24H187ZM203 25H204V21H203ZM203 25H202V26H203ZM206 25H207V24H206ZM226 25H229V24H226ZM248 25H249V24H248ZM248 25H247V26H248ZM250 25H251V24H250ZM254 25H255V24H254ZM29 26H30V25H29ZM29 26H28V28H29ZM36 26H35V27H36ZM99 26H100V25H99ZM121 26H122V25H121ZM165 26H166V28H167V25H165ZM168 26H169V25H168ZM178 26H179V25H178ZM185 26H186V25H185ZM200 26H201V25H200ZM202 26H201V27H202ZM223 26H224V25H223ZM229 26H230V25H229ZM255 26H256V25H255ZM23 27H22V29H23ZM92 27H93V26H92ZM105 27H106V26H105ZM109 27H108V28H109ZM179 27H182V26L180 25ZM201 27H200V28H201ZM207 27H208V26H207ZM2 28H3V27H2ZM15 28H18V26L15 27ZM31 28H32V27H31ZM31 28H30V29H31ZM46 28L49 29V27H46ZM59 28H58V29H59ZM77 28H79V26H78ZM83 28H84V27H83ZM83 28L81 27V29H83ZM118 28H119V27H118ZM122 28H124V27L122 26ZM176 28H177V26H176ZM194 28H195V27H194ZM198 28H199V27H198ZM227 28H228V27H227ZM250 28H251V27H250ZM22 29H20V30L23 31ZM30 29H28V30H30ZM58 29H57V30H58ZM72 29H74V30H72ZM89 29H91V28H89ZM93 29H96V28H93ZM93 29H92V30H93ZM110 29H111V28H110ZM116 29H117V27H116ZM159 29H160V28H159ZM170 29H171V28H170ZM222 29H223V28H222ZM1 30H2V29H1ZM13 30H14V29H13ZM13 30H12V31H13ZM20 30H19V31H20ZM31 30H32V29H31ZM31 30H30V31H31ZM107 30H108V29H107ZM162 30H163V29H162ZM162 30H161V31H162ZM178 30H179V29H178ZM4 31H5V30H4ZM19 31H18V32H19ZM21 31H20V32H21ZM59 31L62 32V30H59ZM63 31H64V32L66 31V30H65V27H63ZM82 31H83V30H82ZM115 31H116V30H115ZM115 31H114V32H115ZM120 31H121V30H120ZM156 31H157V30H156ZM163 31H164V30H163ZM200 31H201V30H200ZM245 31H246V30H245ZM262 31H263V29H262ZM90 32H92V31H90ZM96 32H97V30H96ZM230 32H231V31H230ZM236 32H237V31H236ZM0 33H3V32H0ZM11 33H13V32H11ZM23 33H24V32H23ZM62 33H63V32H62ZM99 33H100V31H99ZM119 33H120V32H119ZM150 33H151V31H150ZM162 33H163V32H162ZM199 33H200V32H199ZM203 33H205V32H203ZM206 33H207V32H206ZM208 33H209V32H208ZM227 33H228V32H227ZM9 34H10V31H9ZM19 34H20V33H19ZM21 34H22V33H21ZM24 34H25V33H24ZM64 34H65V33H64ZM105 34H106V33H105ZM241 34H242V33H241ZM246 34H247V33H246ZM1 35H2V34H1ZM1 35H0V36H1ZM17 35H18V34H17ZM27 35H28V34H27ZM45 35H46V36H49V39H50V40H55V41L52 42V43H50L48 37L46 38ZM66 35H67V34H66ZM72 35H73V36H72ZM88 35H89V34H88ZM92 35H93V34H92ZM103 35H104V34H103ZM108 35H109V34H108ZM157 35H159V34H157ZM208 35H209V34H208ZM244 35H245V34H244ZM249 35H250V34H249ZM42 36L45 37V40H48V41H43L44 38H43V40H42V39H41ZM71 36H72V37H71ZM81 36H82V37H81ZM113 36H114V35H113ZM115 36H116V35H115ZM263 36H264V35H263ZM36 37H37V40H36ZM50 37H51V38H50ZM59 37H60V36H59ZM106 37H107V36H106ZM127 37H128V36H127ZM195 37H196V36H195ZM208 37H209V36H208ZM212 37H213V36H212ZM11 38H12L13 40H12ZM104 38H105V37H104ZM109 38H110V37H109ZM141 38H143V37H141ZM177 38H178V37H177ZM205 38H206V36H205ZM214 38H215V37H214ZM20 39H21V38H20ZM58 39H59L60 41H57ZM162 39H163V38H162ZM162 39H161V41H162ZM190 39H191V38H190ZM203 39H204V38H203ZM233 39H234V38H233ZM246 39H247V38H246ZM251 39H252V38H251ZM11 40H12V41H11ZM40 40L43 41L44 43L41 42ZM88 40H89V39H88ZM142 40H143V39H142ZM164 40H165V39H164ZM188 40H189V39H188ZM241 40L243 41L242 38H241ZM248 40H249V39H248ZM259 40H260V39H259ZM8 41H11V42L9 43ZM35 41H34V43H36ZM80 41H81V42H80ZM99 41H100V40H99ZM137 41H138V40H137ZM189 41H190V40H189ZM194 41H195V40H194ZM206 41H207V40H206ZM233 41H234V40H233ZM233 41H232V42H233ZM249 41H250V40H249ZM256 41H257V40H256ZM12 42L14 43V45L11 44ZM27 42H28V43H27ZM68 42H69V43H68ZM97 42H98V41H97ZM139 42H140V41H139ZM145 42H146V41H145ZM163 42H164V41H163ZM170 42H172V40H171ZM183 42H184V41H183ZM190 42H191V41H190ZM192 42H193V40H192ZM195 42H196V41H195ZM198 42H199V41H198ZM228 42H229V41H228ZM26 43H27V45H26ZM39 43H40V44H39ZM166 43H167V42H166ZM210 43H211V42H210ZM241 43H242V42H241ZM8 44H9V45H8ZM16 44H17V46H16ZM18 44H19V45L21 44V45H24V46L26 45V47H29V49H27V48H25V47H23V46L21 47V45H20V50H19V45H18ZM177 44H178V43H177ZM187 44H188V43H187ZM189 44H190V43H189ZM203 44H204V43H203ZM221 44H222V43H221ZM225 44H227V43H225ZM249 44H250V43H249ZM251 44H252V42H251ZM12 45H13V47H12ZM31 45H33V43L30 44V46H31ZM58 45H57V46H58ZM66 45H67V46H66ZM85 45H86V43H85ZM119 45H120V44H119ZM123 45H124V44H123ZM141 45H142V44H141ZM158 45H159V44H158ZM207 45H208V44H207ZM245 45H246V43H245ZM7 46H8V47H7ZM59 46H58V47H59ZM97 46H98V45H97ZM124 46H125V45H124ZM130 46H131V45H130ZM138 46H139V45H138ZM143 46H144V45H143ZM205 46H206V45H205ZM229 46H230V45H229ZM246 46H247V45H246ZM67 47H69V49H68ZM115 47L117 48L116 45H115ZM169 47H170V46H169ZM203 47H204V46H203ZM206 47H207V46H206ZM224 47H225V46H224ZM238 47H239V46H238ZM238 47H237V48H238ZM251 47H252V46H251ZM21 48H22V49L24 48L23 50L26 49L27 51H24V52H23V50H22ZM39 48H40V47H39ZM84 48H85V47H84ZM86 48H87V47H86ZM88 48H89V47H88ZM119 48H120V47H119ZM122 48H123V47H122ZM126 48H127V47H126ZM237 48H235L236 51H237ZM240 48H241V47H240ZM174 49H175V48H174ZM218 49H219V48H218ZM248 49H249V48H248ZM248 49H247V50H248ZM32 50H30V51H31V52H34V51H32ZM89 50H90V49H89ZM137 50H138V48H137ZM146 50H147V49H146ZM153 50H154V49H153ZM18 51H21V52H23V53H21V55H20V52H18ZM91 51H92V49H91ZM93 51H94V50H93ZM113 51H114V50H113ZM138 51H139V50H138ZM140 51H141V50H140ZM143 51H144V50H143ZM150 51H151V50H150ZM170 51H171V50H170ZM239 51H240V49H239ZM243 51H244V50H243ZM248 51H249V50H248ZM70 52H69V53H70ZM85 52H87V51H85ZM94 52H95V51H94ZM99 52H100V51H99ZM114 52H115V51H114ZM122 52H123V51H122ZM122 52H121V53H122ZM141 52H142V51H141ZM144 52H145V51H144ZM147 52H149V51H147ZM158 52H159V51H158ZM172 52H173V51H172ZM218 52H219V51H218ZM18 53H19V55H18ZM59 53H60V52H59ZM150 53H151V52H150ZM213 53H214V52H213ZM216 53H217V52H216ZM14 54H17V58H18V59H16V58L14 59V57H16ZM30 54H31V53H30ZM43 54H45V53H43ZM91 54H92V53H91ZM115 54H116V53H115ZM122 54H123V56H124V53H122ZM169 54H170V53H169ZM179 54H180V53H179ZM200 54H201V53H200ZM239 54H240V52H239ZM4 55H2V56H4ZM7 55H6V57H8ZM65 55H66V56H65ZM68 55H69V54H68ZM130 55H131V54H130ZM141 55H143V54H141ZM141 55H140V56H141ZM151 55H152V54H151ZM233 55H234V54H233ZM233 55H232V59H233V57H234ZM246 55H247V54H246ZM33 56H35V57H33ZM43 56H44V57H43ZM64 56H65V57H64ZM93 56H94V55H93ZM154 56H155V55H154ZM154 56H153V57H154ZM157 56H158V55H157ZM157 56H156V57H157ZM6 57H5V58H6ZM24 57H23V58H24ZM88 57H90V56H88ZM130 57H131V56H130ZM136 57H137V56H136ZM143 57H144V56H142V58H143ZM145 57H146V56H145ZM147 57H148V55H147ZM150 57H152V56H150ZM170 57H171V56H170ZM188 57H190V56H188ZM139 58H140V57H139ZM142 58H141V59H142ZM168 58H169V57L167 56L166 60H167ZM176 58H177V57H176ZM191 58H193V57H191ZM205 58H206V57H205ZM246 58H247V57H246ZM21 59H22V58H21ZM33 59H34V60H33ZM86 59H87V58H86ZM93 59H94V58H93ZM146 59H147V58H146ZM146 59H144V60L146 61ZM150 59H151V58H150ZM164 59H165V57H164ZM170 59H173V58H170ZM170 59H169V61H170ZM174 59H175V58H174ZM182 59H183V57H182ZM215 59H216V58H215ZM236 59H237V58H236ZM32 60H33V61H32ZM108 60H109V59H108ZM124 60H125V59H124ZM148 60H149V59H148ZM175 60H176V59H175ZM219 60H220V59H219ZM9 61H8V62H9ZM14 61H13V62H14ZM16 61H15V63H16ZM29 61H31V62H29ZM60 61H63L64 65H63V64H60ZM75 61H76L77 63H76ZM127 61H128V60H127ZM155 61H157V60H155ZM187 61H188V60H187ZM199 61H200V60H199ZM202 61H203V60H202ZM225 61H226V60H225ZM246 61H247V60H246ZM1 62H2V61H0V77L3 76V72H5V70H6L5 68L11 66V65L9 64L10 62H9V63H6V64H5V63H1ZM25 62H29V63H28L27 65H25V64H26ZM33 62H36V64H35V63H34V64H31V63H33ZM79 62H80V63H79ZM112 62H113V61H112ZM112 62H111V63H112ZM130 62H131V61H130ZM142 62H143V61H142ZM161 62L163 63V61H161ZM161 62H160V63H161ZM185 62H186V61H185ZM72 63H76V64L79 63V64H78L79 67H80L81 65H83V68H82L81 70L77 69V70H75V71H69V70L71 69V67H72ZM93 63H94V62H93ZM116 63H117V65H118V62H116ZM119 63H120V62H119ZM139 63H140V61H139ZM147 63H148V62H147ZM160 63H159V64H160ZM167 63H168V62H167ZM199 63H200V62H199ZM199 63H198V64H199ZM236 63H238V62H236ZM248 63H249V62H248ZM11 64H12V62H11ZM19 64H20V62L18 63V65H19ZM120 64H121V63H120ZM141 64H143V63H141ZM177 64H178V63H177ZM196 64H197V63H196ZM201 64H202V63H201ZM203 64H204V63H203ZM214 64H215V63H214ZM259 64H260V63H259ZM259 64H258V65H259ZM263 64H264V63H263ZM7 65H10V66H7ZM13 65H14V66H13ZM15 65H16V64H14V63L12 64L13 67H16ZM29 65H28V67H29ZM134 65H135V64H134ZM138 65H140V64H138ZM189 65H190V64H189ZM194 65H195V64H194ZM91 66H92V65H91ZM96 66H97V65H96ZM112 66H113V65H112ZM115 66H116V65H115ZM119 66H120V65H119ZM140 66H142V65H140ZM146 66H147V65H146ZM159 66H160V65H159ZM161 66H162V65H161ZM164 66H165V65H164ZM212 66H213V65H212ZM19 67H20V66H19ZM30 67H31V66H30ZM73 67H74V66H73ZM121 67H122V65H121ZM142 67H143V66H142ZM152 67H153V66H152ZM157 67H158V66H157ZM166 67H167V66H166ZM173 67H174V66H173ZM214 67H215V66H214ZM232 67H233V65H232ZM236 67H237V66H236ZM238 67H239V66H238ZM256 67H257V66H256ZM11 68H12V67H11ZM16 68H17V67H16ZM85 68H86V67H85ZM93 68H94V67H93ZM114 68H115V67H114ZM119 68H120V67H119ZM119 68H117V71H118ZM126 68H127V67H126ZM249 68H250V67H249ZM7 69H8V68H7ZM9 69H10V68H9ZM12 69H13V68H12ZM20 69H21V68H20ZM99 69H100V68H99ZM106 69H107V68H106ZM122 69H123V68H122ZM128 69H129V68H128ZM156 69H157V68H156ZM158 69H159V68H158ZM161 69H162V68H161ZM189 69H191V68H189ZM189 69H188V70H189ZM216 69H217V68H216ZM224 69H225V68H224ZM233 69H234V68H233ZM259 69H260V68H259ZM86 70H87V69H86ZM94 70H95V69H94ZM102 70H103V69H102ZM151 70H152V69H151ZM154 70H155V69H154ZM167 70H168V69H167ZM183 70H184V69H183ZM211 70H212V69H211ZM230 70H232V69H230ZM235 70H237V69L235 68ZM97 71H98V70H97ZM135 71H136V70H135ZM137 71H138V70H137ZM148 71H149V70H148ZM177 71H178V70H177ZM179 71H180V70H179ZM216 71H217V70H216ZM218 71H219V70H218ZM220 71H221V70H220ZM50 72H51V73H50ZM84 72H85V70H84ZM103 72H104V71H103ZM125 72H126V71H124V73H125ZM150 72H151V71H150ZM164 72H165V71H164ZM164 72H163V73H164ZM222 72H223V71H222ZM235 72H236V71H235ZM256 72H257V71H256ZM256 72H255V73H256ZM263 72H264V71H263ZM89 73H91V72H88V74H89ZM148 73H149V72H148ZM152 73H153V72H152ZM152 73H151V74H152ZM157 73H159V71H158ZM166 73H167V72H166ZM172 73H173V72H172ZM172 73H171V75H173ZM209 73H210V72H209ZM213 73H215V72H213ZM91 74H92V73H91ZM91 74H90V75H91ZM149 74H150V73H149ZM236 74H237V73H236ZM250 74H251V73H250ZM32 75H33V74H32ZM36 75H35V76H36ZM80 75H81V74H80ZM80 75H79V76H80ZM85 75H86V74H85ZM105 75H106V74H105ZM128 75H129V74H128ZM156 75H157V74H156ZM201 75H202V74H201ZM229 75H230V74H229ZM231 75H232V74H231ZM252 75H253V74H252ZM76 76H77V75H76ZM79 76H78L77 78H80ZM125 76H126V75H125ZM249 76H250V75H249ZM263 76H264V75H263ZM31 77H29V78L32 79ZM83 77H86V76H83ZM108 77H109V76H108ZM108 77H107V78H108ZM126 77H127V76H126ZM132 77H133V75H132ZM137 77H138V76H137ZM150 77H151V75H150ZM210 77H211V76H210ZM214 77H215V76H213L212 78H214ZM216 77H217V76H216ZM255 77L258 78L257 76H255ZM3 78H4V77H3ZM3 78H2V79H3ZM7 78H8V77H7ZM61 78H62V79H61ZM105 78H106V77H105ZM168 78H169V77H168ZM186 78H187V77H186ZM251 78H252V77H251ZM253 78H254V77H253ZM256 78H254V79H256ZM2 79L0 78V82L2 81ZM33 79L30 80V84L28 83V85L32 86V85L34 84V83H33V84L31 85V82H34ZM52 79L54 80V78H52ZM75 79H76V78H75ZM86 79H88V78L86 77ZM86 79H85V80H86ZM111 79H112V78H111ZM113 79H114V78H113ZM131 79H132V78H131ZM138 79H140V78H138ZM138 79H137V80H138ZM150 79H151V78H150ZM165 79H166V77H165ZM177 79H178V78H177ZM206 79H207V78H206ZM243 79H244V78H243ZM246 79H247V78H246ZM249 79H250V78H249ZM259 79H260V78H259ZM8 80H9V79H8ZM77 80H78V79H77ZM79 80H80V79H79ZM109 80H110V79H109ZM115 80H116V79H115ZM115 80H114V81H115ZM132 80H134V79H132ZM132 80H130V81H132ZM212 80H213V79H212ZM244 80H245V79H244ZM252 80H253V79H252ZM262 80H263V79H262ZM65 81H66V82H65ZM74 81H75V80H74ZM106 81H108V80H106ZM117 81H118V80H117ZM125 81H126V80H125ZM127 81H128V80H127ZM140 81H141V80H140ZM153 81H154V80H153ZM153 81H152V82H153ZM158 81H159V80H158ZM172 81H173V80H172ZM246 81H248V79H247ZM3 82H5V81L3 80ZM3 82L0 83V85H2V86H4L5 84L8 85V82H6L5 84H4ZM20 82H21V81H20ZM35 82H37V81L35 80ZM78 82H79V81H78ZM120 82H121V81H120ZM142 82H143V81H142ZM142 82H141V83H142ZM146 82H147V81H146ZM146 82H144V84H145ZM159 82H162V81H159ZM182 82H183V81H182ZM243 82H244V81H243ZM250 82H251V81H250ZM254 82H255V81H254ZM257 82H258V81H257ZM257 82H256V83H257ZM18 83H19V82H18ZM18 83L15 84V86H16V85L18 86ZM41 83L43 84V82H41ZM41 83H40V84H41ZM51 83H52V81H51ZM51 83H50V84H51ZM75 83H76V82H75ZM83 83H84V82H83ZM149 83H150V82H148V84H149ZM155 83H156V82H155ZM155 83H154V84H155ZM167 83H169V82H167ZM171 83H173V82H171ZM214 83H216V81L213 82V85H214ZM224 83H226V82H224ZM40 84H39V85H40ZM44 84H45V83H44ZM56 84H57V83H56ZM78 84H79V83H78ZM146 84H147V83H146ZM169 84H170V83H169ZM176 84H177V83H176ZM176 84H175V85H176ZM185 84H186V83H185ZM185 84H184V86H185ZM245 84H246V83H245ZM253 84H254V83H252V86H253ZM12 85H13V84H12ZM12 85H10V86H12ZM54 85H55V84H54ZM105 85H106V84H105ZM170 85H171V84H170ZM215 85H217V84H215ZM247 85H248V84H247ZM2 86H1V87H2ZM8 86H9V85H8ZM15 86H14V87H15ZM19 86H20V85H19ZM25 86H26V85H25ZM56 86H58V85H56ZM85 86H86V85H85ZM93 86H94V85H93ZM96 86H97V85H96ZM102 86H103V85H102ZM115 86H116V85H115ZM221 86H222V85H221ZM26 87H27V86H26ZM28 87H29V86H28ZM59 87H62V86H59ZM144 87H145V86H144ZM214 87H215V86H214ZM227 87H228V85H227ZM255 87H256V86H255ZM262 87H264V86L262 85ZM7 88H10V87H7ZM7 88H6V89H7ZM17 88H18V87H17ZM29 88L31 89L32 87H29ZM34 88H35V87H34ZM92 88H93V87H92ZM113 88H115V87L113 86ZM186 88H187V87H186ZM243 88H244V87H243ZM252 88H253V87H252ZM259 88H260V85H259ZM259 88H257V89H259ZM141 89H142V88H141ZM172 89H173V88H172ZM178 89H179V88H178ZM198 89H199V88H198ZM24 90H28V88H27V89H24ZM34 90H35V89H34ZM34 90L31 89V91H34ZM101 90H102V88H101ZM113 90H114V89H113ZM175 90H176V89H175ZM181 90H182V89H181ZM244 90H245V89H244ZM28 91H29V90H28ZM178 91H179V90H178ZM198 91H199V90H198ZM230 91H231V90H230ZM232 91H233V90H232ZM253 91H254V90H253ZM262 91H263V90H262ZM160 92H161V91H160ZM163 92H164V91H163ZM186 92H188V91L186 90ZM193 92H194V90H193ZM249 92H250V91H249ZM256 92H257V91H256ZM263 92H264V91H263ZM183 93H184V92H183ZM188 93H189V92H188ZM199 93H200V92H199ZM235 93H236V92H235ZM62 94H63V93H62ZM123 94H124V93H123ZM158 94H159V93H158ZM190 94H191V93H189V95H190ZM236 94H238V93H236ZM253 94H254V93H253ZM253 94H252V96H253ZM256 94H257V93H256ZM58 95H59V94H58ZM192 95H193V94H192ZM197 95H198V94H197ZM226 95H227V94H226ZM55 96H57V94H56ZM63 96H64V94H63ZM254 96H255V95H254ZM23 97H26V96H23ZM52 97H54V95H53ZM152 97H153V96H152ZM213 97H214V96H213ZM54 98H56V97H54ZM54 98H53V101H54V100H57V99H54ZM57 98H58V96H57ZM59 98H60V97H59ZM142 98H143V97H142ZM158 98H159V97H158ZM158 98H157V100H158ZM160 98H161V97H160ZM178 98H179V101H180V97H178ZM193 98H194V97H193ZM6 99H7V98H6ZM24 99H25V98H24ZM150 99H151V98H150ZM191 99H192V98H191ZM194 99H195V98H194ZM202 99H203V98H202ZM136 100H138V99H136ZM136 100H135V101H136ZM148 100H149V99H148ZM159 100H160V99H159ZM8 101H9V103L11 102L10 100H8ZM122 101L125 102L126 100H122ZM122 101H121V102H122ZM138 101H139V100H138ZM162 101H163V100H162ZM57 102H58V101H57ZM59 102H60V100H59ZM126 102H128V103L126 104ZM126 102H125V105H124V106L122 105V104H124V103L122 102V104H121V105L123 106V107H121L122 110H123V109H124V110H126V109H127V110H130V109H131V110H133V111L135 112L136 109L134 108V107H135L134 102H130V100H128V101H126ZM140 102H141V101H140ZM144 102H145V100H144ZM154 102H155V101H154ZM181 102H182V101H181ZM197 102H198V101H197ZM246 102H247V101H246ZM253 102H254V101H253ZM85 103H87V102H84V105H85ZM145 103H146V102H145ZM157 103H158V102H157ZM159 103H161V100H160ZM199 103H200V102H199ZM211 103H212V102H211ZM251 103H252V101H251ZM254 103H255V102H254ZM39 104H40V103H39ZM80 104H81V103H80ZM80 104H79V107H80ZM132 104H134V106H132ZM138 104H139V103H138ZM164 104H165V103H164ZM174 104H175V103H174ZM200 104H201V103H200ZM206 104H207V103H206ZM225 104H226V103H225ZM255 104H256V103H255ZM31 105H32V104H31ZM136 105H137V104H136ZM149 105H150V104H149ZM179 105H180V103H179ZM261 105H262V104H261ZM263 105H264V104H263ZM50 106H51V105H50ZM119 106H120V105H119ZM154 106H155V105H154ZM169 106H170V105H169ZM224 106H225V105H224ZM248 106H249V105H248ZM176 107H177V106H176ZM178 107H179V106H178ZM205 107H206V106H205ZM208 107H209V105H208ZM252 107H254V106H252ZM82 108H83V104H82ZM92 108H93V107H92ZM140 108H141V107H140ZM149 108H150V107H149ZM165 108H166V107H165ZM170 108H171V107H170ZM184 108H185V107H184ZM209 108H210V107H209ZM237 108H238V107H237ZM244 108H245V107H244ZM247 108H248V107H247ZM250 108H251V107H250ZM262 108H263V107H262ZM77 109H79V108H77ZM118 109H119V108H118ZM118 109H117V110H118ZM150 109H151V108H150ZM201 109H202V108H201ZM225 109H226V108H225ZM239 109H240V108H239ZM252 109H253V108H252ZM259 109H260V108H259ZM111 110H112V109H111ZM124 110H123V111H124ZM177 110H178V109H176V111H177ZM204 110H205V109H204ZM211 110H212V109H211ZM246 110H248V109H246ZM3 111H4V113L1 112V110H0L1 114H2V113L5 114V113L7 112V110H3ZM9 111H10V112H7V113L10 114V113H11V110H9ZM112 111H113V110H112ZM115 111H116V110H115ZM151 111H153V110H151ZM170 111H171V109H170ZM179 111H180V109H179ZM207 111H208V110H207ZM222 111H223V110H222ZM224 111H225V110H224ZM121 112H122V111H121ZM145 112H146V111H145ZM155 112H156V111H155ZM172 112H173V111H172ZM261 112H262V111H261ZM105 113H106V112H105ZM117 113H118V112H117ZM124 113H125V112H124ZM129 113H130V112H129ZM151 113H152V112H151ZM151 113H150V114H151ZM166 113H167V112H166ZM168 113H169V111H168ZM173 113H174V112H173ZM207 113H208V112H207ZM244 113H245V112L243 111V114H244ZM3 114L0 115V120H1V122H2V121H5V120H4L5 116H3ZM58 114H59V113H58ZM119 114L121 115L120 112H119ZM130 114H131V113H130ZM138 114H139V113H138ZM246 114H247V113H246ZM254 114H255V112H254ZM10 115H11V114H10ZM10 115H8V116H10ZM55 115H56V114H55ZM85 115H86V114H85ZM96 115H97V114H96ZM108 115H109V114H108ZM108 115L106 114L105 116H108ZM133 115L135 116L136 114L134 113ZM145 115H146V114H145ZM207 115H208V114H207ZM210 115H211V114H210ZM235 115H236V114H235ZM261 115H262V113H261ZM98 116H99V115H98ZM129 116H130V115H129ZM137 116H138V115H137ZM139 116H140V115H139ZM167 116H168V115H167ZM237 116H238V115H237ZM244 116H245V115H244ZM110 117H111V116H110ZM110 117H109V118H110ZM115 117H117V116H115ZM124 117H125V116H124ZM127 117H128V116H127ZM127 117H126V118H127ZM168 117H169V116H168ZM211 117H212V116H211ZM251 117H252V116H251ZM263 117H264V115H263ZM103 118H105V117H103ZM117 118H119V116H118ZM131 118H132V117H131ZM143 118H144V117H143ZM149 118H150V117H149ZM159 118H160V117H159ZM240 118H241V117H240ZM246 118H247V117H246ZM86 119H88V118H86ZM86 119H85V120H86ZM124 119H125V118H123V122H124ZM127 119H129V118H127ZM141 119H142V117H141ZM168 119H169V118H168ZM242 119H243V118H242ZM248 119H249V118H248ZM257 119H258V118H257ZM262 119H263V118H262ZM40 120H42V119H40ZM66 120H67V119H66ZM101 120H102V119H101ZM115 120H116V119H115ZM132 120H133V119H132ZM169 120H170V119H169ZM251 120H254V119H251ZM259 120H260V119H259ZM38 121H39V119H38ZM118 121H119V120H118ZM242 121H243V120H242ZM246 121H247V120H246ZM254 121H255V120H254ZM87 122H88V120H87ZM101 122H102V121H101ZM110 122H111V121H110ZM120 122H121V121H120ZM120 122H119V123H120ZM190 122H191V121H190ZM257 122H258V121H257ZM261 122H262V121H261ZM127 123H129V122H127ZM130 123H131V121H130ZM227 123H228V122H227ZM83 124H85V122H84ZM87 124H88V123H86L85 126H83V127L86 128V129H87L88 126H91V125H87ZM104 124H105V123H104ZM123 124L125 125L126 123H123ZM171 124H172V123H171ZM237 124H238V123H237ZM241 124H242V122H241ZM245 124H246V123H245ZM74 125H75V124H74ZM99 125H100V124H99ZM111 125H112V124H111ZM132 125H133V124H132ZM214 125H215V124H214ZM216 125H217V124H216ZM1 126H4V125H1ZM11 126H12V125H11ZM57 126H58V125H57ZM61 126H62V125H61ZM61 126L56 127V125H54V126H52V129L58 130ZM97 126H98V125H97ZM113 126H115V124H114ZM113 126H112V127H113ZM118 126H120V125L118 124ZM121 126H123V125H121ZM204 126H206V125H204ZM218 126H219V125H218ZM250 126H251V125H250ZM24 127H25V126H24ZM48 127H49V126H48ZM54 127H56V128H54ZM77 127H79V126H77ZM83 127H82V128H83ZM101 127H102V126H101ZM105 127H106V126H105ZM110 127H111V126H110ZM110 127H109V128H110ZM126 127H127V126L125 125V128H126ZM129 127H130V125H129ZM199 127H201V126H199ZM215 127H216V126H215ZM215 127H214V128H215ZM237 127H238V126H237ZM0 128H1V127H0ZM40 128H41V127H40ZM40 128H39V129H40ZM57 128H58V129H57ZM118 128H119V127H118ZM118 128H117V130L120 131V128H119V129H118ZM123 128H124V127H123ZM123 128H122V129H123ZM125 128H124V130H125ZM127 128H128V127H127ZM135 128H136V127H135ZM219 128H221V127L219 126ZM241 128H242V127H241ZM258 128H259V127H258ZM43 129H44L43 132H44V131L46 132V130H45L46 127L43 126ZM47 129H48V128H47ZM49 129H51V128H49ZM62 129H63V127H61L60 130L56 131V134H57V132H58V134H59V131L61 132ZM65 129H66V128H65ZM103 129H104V128H103ZM105 129H107V128H105ZM115 129H116V128H115ZM115 129H114V130H115ZM128 129H130V128H128ZM147 129H148V128H147ZM249 129H250V128H249ZM41 130H42V128H41ZM55 130H54V132H53V131H51V132L55 133ZM78 130H79V128H78ZM78 130H77V131H78ZM94 130H95V128H94ZM109 130H110V129H109ZM124 130H123V131H124ZM131 130H132V129H130V130H128V131H131ZM135 130H136V129H135ZM139 130H140V129H139ZM144 130H145V129H144ZM150 130H151V129H150ZM212 130H213V129H212ZM236 130H237V128H236ZM245 130H246V129H244V131H245ZM247 130H248V129H247ZM247 130H246V131H247ZM36 131H37V130H36ZM47 131H48V130H47ZM77 131H76V132H77ZM112 131H113V130H112ZM123 131H122V132H123ZM126 131H127V130H126ZM133 131H134V130H133ZM203 131H204V130H203ZM227 131H229V130H227ZM246 131H245V132H246ZM249 131H250V130H249ZM2 132H3V131H2ZM39 132H40V131L38 130V133H39ZM45 132H44V133H45ZM51 132H50V130H49L48 133L44 134V135H45V137H43L44 139H42V137H41V136H44L42 132H41V133H42L41 136H40V137L38 136L39 139H41L40 141L43 140V142H45V146H46V144H47L46 140H49V138H47L46 135L49 134V137H50ZM62 132H63V131H62ZM95 132H96V131H95ZM95 132H94V133H95ZM115 132H116V131H115ZM135 132H136V131H135ZM218 132H219V131H218ZM72 133H73V132H72ZM96 133H97V132H96ZM99 133H100V132H99ZM137 133H138V131H137ZM143 133H144V132H143ZM146 133H147V132H146ZM203 133H204V132H203ZM216 133H217V132H216ZM251 133H252V132H251ZM251 133H250V134H251ZM56 134H53V135L55 136ZM60 134H61V133H60ZM60 134H59V135H60ZM65 134H66V133H65ZM65 134L63 133L62 135H65ZM100 134H101V133H100ZM112 134H113V133H112ZM118 134H119V133H118ZM127 134H128V133H127ZM133 134H134V133H133ZM141 134H142V133H141ZM144 134H145V133H144ZM195 134H196V133H195ZM199 134H200V132H199ZM210 134H211V133H210ZM217 134H218V133H217ZM1 135H2V134H1ZM1 135H0V137H1ZM33 135H35V134H33ZM33 135H32V136H33ZM53 135H52V137H53ZM97 135H98V134H97ZM142 135H143V134H142ZM212 135H213V134H212ZM232 135H233V132H232ZM32 136H31V137H32ZM35 136H36V135H35ZM136 136L139 137L140 135H139V136L136 135ZM147 136H148V135H147ZM147 136H146V137H147ZM149 136H150V135H149ZM200 136H201V135H200ZM220 136H221V135H220ZM235 136H236V135H235ZM255 136H256V135H255ZM255 136H254V137H255ZM31 137H28V138H31ZM38 137L36 136V138H38ZM56 137H57V138L54 137L55 140H56V139H59L57 135H56ZM59 137H60V136H59ZM64 137H65V136H64ZM86 137H87V136H86ZM100 137H101V136H100ZM117 137H118V136H117ZM127 137H128V136H126V138H127ZM146 137H145V138H146ZM151 137H152V136H151ZM177 137H178V136H177ZM182 137H183V136H182ZM188 137H189V136H188ZM190 137H191V136H190ZM201 137H202V136H201ZM204 137H205V135H204ZM207 137H210V136H207ZM207 137H206V138H207ZM213 137H214V136H213ZM242 137H243V135H242ZM256 137H257V136H256ZM256 137H255V138H256ZM33 138H35V137L33 136ZM45 138H47V139L45 140ZM61 138H62V136H61ZM77 138H78V137H77ZM103 138H104V136H103ZM107 138H108V137H107ZM131 138H132V137H131ZM133 138H134V137H133ZM230 138H231V137H230ZM259 138H260V137H259ZM262 138H263V137H262ZM15 139H16V138H15ZM22 139H23V137H22L21 139H19V142L17 141L16 144H17V143L20 144V140H21V142H24ZM25 139H27V137H26ZM25 139H24V140H25ZM39 139H38V140H39ZM65 139H66V138H65ZM65 139H61V140H65ZM97 139H98V138H97ZM117 139H119V137H118ZM174 139H175V138H174ZM186 139H187V138H186ZM218 139H220V138H218ZM249 139H250V138H249ZM28 140H29V139H28ZM28 140H27V141L25 140V142H28L29 144H31V143L34 144V143L36 142V141H35V142H32V141H31V143H30ZM33 140H34V139H33ZM50 140L52 141V138H51ZM50 140H49V141H50ZM55 140H53L52 143L50 142V144L52 145L53 151H57V150H58V155H57V153H55V154H56V156H58L57 158L61 159V157H59V152H60L59 149H60V146L58 147V144H59V142H61V141H59V140H60V139H59V140H57V142H54ZM110 140H112V139H110ZM110 140H109V141H110ZM125 140H126V139H125ZM130 140H131V139H130ZM133 140H134V139H133ZM137 140H138V139H137ZM140 140H141V139H140ZM143 140H145V139H143ZM149 140H150V139H149ZM149 140H148V141H149ZM168 140H169V139H168ZM194 140H196V138H195ZM200 140H201V139H200ZM202 140H203V139H202ZM245 140H246V139H245ZM254 140H255V139H254ZM49 141H48V145H49ZM83 141H84V140H83ZM98 141H99V140H98ZM115 141H118V140H115ZM131 141H132V140H131ZM134 141L136 142V140H134ZM157 141H159V140H157ZM165 141H166V140H165ZM174 141H175V140H174ZM197 141H198V140H197ZM223 141H224V140H223ZM223 141H221V142H223ZM261 141H262V139H261ZM11 142H12V141H11ZM13 142H14V141H13ZM25 142H24V143H25ZM37 142H38V145H39V141H37ZM37 142L35 143V145H33V147L36 148V147L38 146V145H36ZM53 142H54L55 144H54ZM105 142H106V140H105ZM112 142H113V141H112ZM120 142H121V141H120ZM122 142H123V141H122ZM126 142H127V141H126ZM138 142H139V141H138ZM150 142H151V141H150ZM186 142H187V141H186ZM186 142L183 141V142H181V143H186ZM199 142H200V141H199ZM236 142H238V141H236ZM245 142H246V141H245ZM247 142H248V141H247ZM262 142H264V141H262ZM28 143H27V145H28ZM97 143H98V142H97ZM110 143H111V142H110ZM123 143H124V142H123ZM127 143H128V142H127ZM130 143H132V144L134 145V142H133V141L130 142ZM139 143H140V142H139ZM146 143L150 144L149 142H146ZM166 143H167V142H166ZM181 143H180V144H181ZM196 143H197V142H196ZM202 143H204V142H202ZM229 143H230V142H229ZM238 143H239V142H238ZM258 143H259V142H258ZM258 143H257V144H258ZM0 144H1V143H0ZM22 144H23V143H22ZM43 144H44V143H43ZM43 144H41V145H43ZM53 144H54L55 146H54ZM112 144H113V143H112ZM114 144H115V142H114ZM125 144H126V143H125ZM128 144H129V143H128ZM128 144H127V145H128ZM132 144H131V147H132V150L134 151L135 148L133 149V147H135V145L137 144V142H136V144H135L134 146H133ZM191 144H192V143H191ZM236 144H237V143H236ZM254 144H255V143H254ZM259 144H260V143H259ZM259 144H258V145H259ZM9 145H10V144H9ZM13 145H14V148H16L15 142H14ZM24 145L26 146V143H25ZM41 145H40V147H41ZM59 145H60V144H59ZM98 145H100V144L98 143ZM98 145H97V146H98ZM104 145H105V144H104ZM115 145H118V143H116ZM137 145H138V144H137ZM169 145L171 146V142H170ZM176 145H178V143H177ZM185 145H186V144H184L183 146H185ZM199 145H201V144H199ZM203 145H204V144H203ZM205 145H206V144H205ZM245 145H246V144H245ZM252 145H253V143H252ZM261 145L264 146V143H263V144L261 143ZM20 146H21V145H20ZM31 146H32V145H31ZM43 146H44V145H43ZM45 146H44V147H45ZM95 146H96V145H95ZM111 146H112V145H111ZM118 146H120V145H118ZM142 146H143V144H142ZM170 146H169V147H170ZM187 146H188V145H187ZM250 146H251V145H250ZM11 147H12V146H11ZM17 147H19V145H18ZM22 147H23V146H22ZM22 147H21V148H22ZM29 147H30V146H29ZM29 147H28V148H29ZM33 147H32L31 150L34 149ZM38 147H39V146H38ZM40 147H39L38 149H40ZM46 147H47V146H46ZM56 147H58L59 149H57ZM62 147H64V146H62ZM80 147H81V146H80ZM123 147H124V146H123ZM128 147H130V144H129ZM143 147H144V146H143ZM143 147H142V148H143ZM169 147H168V148H169ZM173 147H174V144H173ZM175 147H176V146H175ZM178 147H179V146H178ZM191 147H192V146H191ZM244 147H245V146H244ZM251 147H252V146H251ZM254 147H255V145H254ZM261 147H262V146H261ZM21 148L19 147V149H18L19 152H20ZM26 148H27V146H26L25 148H22V149H24V152H25V149H26ZM41 148H42L43 151H46V152L49 151V150H44L43 147H41ZM83 148H84V147H83ZM85 148H86V147H85ZM104 148H105V147H104ZM115 148H116V147L114 146V149H115ZM137 148H138V147H137ZM140 148H141V147H140ZM188 148H189V147H188ZM199 148H200V147H199ZM216 148H217V147H216ZM225 148H226V147H225ZM239 148H240V147H239ZM247 148H248V147H247ZM255 148H256V147H255ZM255 148H254V149H255ZM47 149H49V148L47 147ZM50 149H51V148H50ZM54 149H55V150H54ZM61 149H62V148H61ZM61 149H60V150H61ZM64 149H65V148H64ZM93 149H94V147H93ZM111 149H112V148H111ZM111 149H110V150H111ZM128 149H129V148H128ZM190 149H191V148H190ZM235 149H236V148H235ZM235 149H234V150H235ZM237 149H238V148H237ZM257 149L259 150V147H258ZM261 149L263 150V148H261ZM11 150H12V148H11ZM14 150H15V149H14ZM14 150H12V151H14ZM27 150H28V149H27ZM27 150H26V151H27ZM35 150H36V149H34L33 151H35ZM40 150H41V149H40ZM51 150H52V149H51ZM51 150H50V151H51ZM62 150H63V149H62ZM65 150H66V149H65ZM67 150H68V149H67ZM69 150H70V149H69ZM75 150H76V149H75ZM77 150H79V148H78ZM80 150H81V149H80ZM86 150H87V149H86ZM86 150H85V151H86ZM88 150H89V149H88ZM95 150H96V149H95ZM107 150H108V149H107ZM116 150H117V149H116ZM122 150H123V149H122ZM138 150H139V149H138ZM142 150H143V149H142ZM149 150H150V149H149ZM155 150H156V149H155ZM155 150H154V151H155ZM203 150H204V149H203ZM212 150H213V149H212ZM244 150H245V149H244ZM246 150H247V149H246ZM28 151H30V149H29ZM28 151H27V152H28ZM73 151H74V150H71V151H69V152H73ZM91 151H92V150H91ZM113 151H114V150H113ZM119 151H120V150H119ZM126 151H127V150H126ZM136 151H137V150H136ZM146 151H147V150H146ZM169 151H170V150H169ZM172 151H173V150H172ZM181 151H182V149H181ZM210 151H211V150H210ZM242 151H243V150H242ZM255 151H256V149H255ZM6 152L8 153V151H6ZM21 152H22V150H21ZM24 152H23V154H24ZM30 152H31V151H30ZM30 152H29L28 155H30ZM39 152H40V151H39ZM46 152H45V153H44V152H41V153L39 154L38 151H37V157H36V151H35V154L32 153V155H33V154L35 155V158L32 157V155L30 156L31 158H34V159H32V160H31V158H30L29 156H26V155H27L26 153L24 154L25 156L22 155V154L20 153L22 157L24 156V157H26L27 159L29 158V160H30L31 162L33 161V163H30V162H29V164H28V163H25V164H28L27 166H29L30 169L28 168V169L24 170L23 172H25V171L29 172V170L34 171V172H35V173H34V175H35L34 178H35V180H36L35 182H37V184H39V187L41 186L40 189H39V191H38V193H37V195H35V196L33 195L34 197H32V194L30 193L32 198H31L30 201L27 200V202L24 201L23 197H20L21 194H22L21 191H19L18 193L16 192V190H15L16 193L12 192V191H14V188L16 189V186L19 187V183H15V182L18 181V179H17L18 174H13V173H11V172H13V171L11 170V172H9V173H11V174H9V173H8V174H9V175H12V174H13V177L10 176V180H8L9 178H8V177H7L8 179L6 178L5 173H3V170H1L2 167H0V208H1L0 211H2V212H7V214H9V212H10L11 215H12V218H13V220H12V224L14 225V228H13V230L11 231L12 233L10 232L11 235H9V236L7 235V236H8V239L6 238V241H4V240H2V239L0 238V264H13L14 260H15V263H16V261H17V264H18V261L20 262V261H22V260H24V262H23V261H22V262L25 263V262H26V259L29 258V256L31 257V258H29V259H30L29 261H32L33 263H35V262H34V259H33L34 257H32L33 254H36V255L39 256V257H35L36 259L39 258L38 260H35V261H40V262H41L42 259L40 260L41 257H40L39 254H45V255H46L48 249L45 247V245H46V242H47V241H45V243H44L43 241H42V242H39V240H40V236L42 235V237H43V234H47V233H48V232H47V233H44V231H46V226H45V230H43L44 227H43V229L41 228L42 230L40 229L41 233H43V234L40 233L41 235H39V233H38L39 237H35L37 234L35 235L36 232L34 231V228L32 227L33 222H36V221H37V222H36V225H37V226H38V224H41V223L43 222V221H42V222H40V221L38 222V218H40V217L37 218V208H38L37 203H38V201H40V198H41V197H47L48 200H50L49 197H50V198H54V199L57 197L58 199H56V202H60L59 200H61V201H65V200H66L67 202H70V203H73V204L76 205V207L73 209V210H75V209H77L78 207L81 208L80 206H78L79 203H81L80 200L83 201V195H85L84 193L88 191V190L86 191V190H84L82 187H80V186L78 185V182L75 183V181H78L77 179L79 178V177H78V178L76 177V178H77V179H76V178H75L76 175H74L73 177H71L73 174H72L71 176H69V174L67 173L69 177H67V178L64 179V178H62V175H63V174H62V175H59V174H61V173H63V172L65 173V172H66L65 170H64L63 172L59 173L60 169H59V171H57L58 169H55V167H54L53 169L56 170V171H53V172H51L53 169H51V171H50L49 169H47V166L45 167L46 164H45V165L43 164V163H44L43 161H45V163H46V161H47V159L45 160V159L43 158V156H44V154H46ZM51 152H52V151H51ZM61 152H64V151H61ZM67 152H68V151H67ZM74 152L78 155L77 151H74ZM139 152H141V151H139ZM143 152H144V150H143ZM143 152H142V153H143ZM156 152H157V151H156ZM164 152H166V151H164ZM183 152H185V151H183ZM195 152H196V151H195ZM214 152H215V151H214ZM218 152H220V151H218ZM227 152H228V151H227ZM239 152H240V151H239ZM239 152H238V154H239ZM246 152H247V151H246ZM257 152H258V151H257ZM261 152H262V151H261ZM12 153H13V152H12ZM15 153H16V152H15ZM89 153H90V152H88V154H89ZM92 153H93V152H92ZM98 153H99V152H98ZM133 153H134V152H133ZM145 153H146V152H145ZM148 153H149V152H148ZM162 153H163V152H162ZM197 153H199V152H197ZM201 153H202V151H201ZM205 153H206V152H205ZM205 153H204V154H205ZM207 153H209V151H208ZM216 153H217V152H216ZM234 153H235V152H234ZM240 153H241V152H240ZM253 153H254V152H253ZM18 154H19V153H18ZM18 154H17V157H18ZM20 154H19V155H20ZM38 154H39V155H38ZM48 154H49V152H48ZM48 154H47V155H48ZM50 154H51V153H50ZM52 154H54V153H52ZM60 154H62V153H60ZM95 154H97V153L95 152ZM152 154H153V152H152ZM157 154H158V153H157ZM160 154H161V153H160ZM164 154H165V153H164ZM229 154H230V153H229ZM250 154H251V152H250ZM258 154H259V153H258ZM9 155H11V156L8 157ZM9 155L7 156V158L10 159L14 154H9ZM34 155H33V156H34ZM67 155H68V154H67ZM67 155H66V156H67ZM71 155H72V154H71ZM71 155H70V153H69V156H70V157H71ZM77 155H72V160L75 159V158H78ZM86 155H87V152H86ZM100 155H101V154H100ZM133 155H134V154H133ZM147 155H148V154H147ZM253 155H254V154H253ZM253 155H252V156H253ZM15 156H16V155H15ZM45 156H46V155H45ZM80 156H81V154H80ZM83 156L86 157L85 155H83ZM83 156H82V157H83ZM120 156H121V154H120ZM129 156H130V155H129ZM140 156H141V155H140ZM145 156H146V155H145ZM145 156H144V157H145ZM172 156H174V154H173ZM200 156H201V155H200ZM212 156H213V155H212ZM219 156H220V155H219ZM242 156H243V155H242ZM260 156H261V155H260ZM260 156H259V157H260ZM17 157H16V158H17ZM19 157H20V156H19ZM46 157H48V156H46ZM51 157H52V156H51ZM64 157H65V154H63L62 158L65 159ZM84 157H83V158H84ZM126 157H128V156L126 155ZM126 157H125V158H126ZM130 157L133 158V156H130ZM136 157H137V154H136V156H134V158H136ZM148 157H150V156L148 155ZM148 157H147V158H148ZM204 157H205V155H204ZM259 157H258V158H259ZM263 157H264V156H263ZM26 158H25V159H26ZM36 158H37V159H36ZM54 158H56V157H54ZM66 158H67V157H66ZM108 158L110 159V157H108ZM120 158L122 159V157H120ZM120 158H119V159H120ZM125 158H124V160H125ZM162 158H163V157H162ZM178 158H180V157H178ZM209 158H210V157H209ZM211 158H212V157H211ZM211 158H210V159H211ZM239 158H240V157H239ZM239 158H238V160H239ZM17 159H20V158H17ZM49 159H50V158H49ZM69 159H71V158H69ZM79 159L81 160V158H79ZM79 159H78V162H79ZM88 159H89V158H88ZM95 159H96V158H95ZM121 159H120V160H121ZM136 159H137V158H136ZM136 159H134V160H136ZM150 159H151V158H150ZM171 159H172V157H171ZM180 159H181V158H180ZM187 159H188V158H187ZM203 159H204V158H203ZM205 159H206V158H205ZM207 159H208V157H207ZM217 159H218V158H217ZM3 160H6V159H3ZM20 160H24V159L22 158V159H20ZM89 160H90V159H89ZM137 160H138V159H137ZM142 160H143V158H142ZM157 160H158V159H157ZM183 160H184V159H183ZM231 160H232V159H231ZM243 160H244V159H243ZM24 161H25V160H24ZM24 161H23V163H24ZM27 161H28V160H26V162H27ZM76 161H77V160H76ZM76 161L74 160L75 163H77ZM99 161H100V160H99ZM114 161H115V160H114ZM118 161H119V160H118ZM122 161H123V159H122ZM125 161H126V160H125ZM127 161H128V160H127ZM148 161H149V160H148ZM159 161H160V160H159ZM159 161H158V162H159ZM161 161H162V159H161ZM188 161H189V160H188ZM203 161H204V160H203ZM209 161H211V160H209ZM214 161H216V160H214ZM258 161H260V159H259ZM0 162H1V161H0ZM52 162H53V161H52ZM56 162H57V160H56ZM56 162H55V163H56ZM74 162H72V163L74 164ZM80 162H81V161H80ZM90 162H91V160H90ZM139 162H140V161H139ZM150 162H151V161H150ZM154 162H155V161H154ZM156 162H157V161H156ZM158 162H157V163H158ZM165 162H166V161H165ZM165 162H164V164H165ZM168 162H169V161H168ZM168 162H167V163H168ZM170 162H171V161H170ZM204 162H205V161H204ZM207 162H208V161H207ZM236 162H237V161H236ZM255 162H256V161H255ZM262 162H263V161H262ZM8 163H10V161H9ZM23 163H22V164H23ZM72 163H71V164H72ZM96 163H97V162H96ZM121 163H122V164L124 163V165H125L127 162H121ZM133 163H134V161H133ZM167 163H166V164H167ZM184 163H185V162H184ZM184 163H183V164H184ZM238 163H241V162H238ZM250 163H251V162H250ZM260 163H261V162H260ZM13 164H14V163H13ZM22 164H19V165H18V166L21 167V169L23 168V165H22ZM41 164H43V167H45V168H44V169H46L45 171L42 170L43 167H42ZM64 164H65V163H64ZM88 164H89V161H88ZM88 164H87V165H88ZM92 164H93V163H92ZM102 164H103V163H102ZM114 164H115V163H114ZM129 164L131 165L132 162L129 163ZM148 164H149V163H148ZM151 164H152V163H151ZM154 164H155V163H154ZM199 164H200V163H199ZM230 164H231V163H230ZM230 164H229V165H230ZM234 164H235V163H234ZM242 164H243V163H242ZM255 164H257V162H256ZM258 164H259V162H258ZM58 165H59V164H58ZM65 165H66V164H65ZM76 165H77V164H76ZM96 165H97V164H96ZM124 165H123V166H124ZM130 165H129V166H130ZM167 165H168V164H167ZM225 165H226V164H225ZM235 165H236V164H235ZM238 165H240V164H238ZM50 166H51V165H50ZM67 166H68V164H67ZM70 166H71V165H70ZM91 166H92V165H91ZM108 166H109V164H108ZM115 166H116V165H115ZM119 166H120V165H119ZM121 166H122V165H121ZM143 166H145V165H143ZM147 166H148V165H147ZM158 166H159V165H158ZM163 166H164V165H163ZM190 166H191V165H190ZM190 166H189V167H190ZM240 166H241V165H240ZM240 166H239V167H240ZM16 167H17V165H16ZM52 167H53V166H52ZM52 167H50V168H52ZM60 167H61V166H60ZM74 167H75V166H74ZM87 167H88V166H87ZM156 167H157V166H156ZM184 167H185V166H184ZM194 167H195V166H194ZM227 167H228V166H227ZM229 167H230V166H229ZM239 167H238V169H239ZM83 168L85 169V167H83ZM114 168H115V167H114ZM117 168H118V167H116V169H117ZM144 168H145V167H144ZM144 168H141V169H144ZM181 168H182V167H181ZM185 168H186V167H185ZM219 168H220V167H219ZM231 168H232V167H231ZM231 168H230L229 170H231ZM19 169H20V168H19ZM21 169H20V171H21ZM23 169H25V167H24ZM64 169H65V167H64ZM66 169H67V168H66ZM75 169H76V168H75ZM75 169H73V170H75ZM87 169H88V168H87ZM120 169H121V168H120ZM223 169H224V168H223ZM227 169H228V168H227ZM47 170H49L51 173H50L49 171H47ZM68 170H69V169H67V172H68ZM82 170H83V169H82ZM146 170H147V169H146ZM146 170H144V171H146ZM177 170H178V169H177ZM185 170H186V169H185ZM194 170H195V168H194ZM198 170H199V169H198ZM219 170H220V169H219ZM221 170H222V169H221ZM224 170H225V169H224ZM256 170H257V169H256ZM262 170L264 171V169H262ZM71 171H72V170H71ZM118 171H119V170H118ZM138 171H139V170H138ZM155 171H156V170H155ZM175 171H176V170H175ZM188 171H189V169H188ZM190 171H191V170H190ZM27 172H26V173H27ZM73 172H74V171H73ZM124 172H125V171H124ZM153 172H154V171H153ZM181 172H182V171H181ZM191 172H192V171H191ZM213 172H214V171H213ZM221 172H222V171H221ZM221 172H220V173H221ZM239 172H240V171H239ZM239 172H238V173H239ZM259 172H260V170H259ZM6 173H7V172H6ZM20 173H21V172H20ZM83 173H84V172H83ZM148 173H149V172H148ZM148 173H147V174H148ZM162 173H163V172H162ZM175 173H176V172H175ZM185 173H186V172H185ZM185 173H184V174H185ZM207 173H209V172L207 171ZM232 173H233V172H232ZM252 173H253V172H252ZM262 173H263V172H262ZM29 174H30V173H29ZM74 174H75V173H74ZM81 174H82V173H81ZM113 174H114V173H113ZM134 174H135V173H134ZM182 174H183V173H181V175H182ZM192 174H193V173H192ZM215 174H216V173H215ZM225 174H226V173H225ZM230 174H231V173H230ZM236 174H237V173H236ZM255 174H257V173H255ZM258 174H259V173H258ZM31 175H32V174H31ZM95 175H96V174H95ZM131 175H132V174H131ZM155 175H156V174H155ZM203 175H204V174H203ZM203 175H202V176H203ZM207 175H208V174H207ZM231 175H232V174H231ZM247 175H248V174H247ZM260 175H261V174H260ZM262 175H263V174H262ZM27 176L29 177L28 174H27ZM36 176H37V177H36ZM60 176H61V177H60ZM63 176H64V175H63ZM80 176H81V175H80ZM132 176H133V175H132ZM146 176H147V175H146ZM194 176H195V175H194ZM220 176H221V175H220ZM226 176H227V175H226ZM233 176H234V175H233ZM238 176H239V175H238ZM240 176H241V175H240ZM4 177H5V178H4ZM82 177H83V176H82ZM111 177H112V176H111ZM123 177L125 178V177H127V176H123ZM148 177H149V176H148ZM178 177H179V176H177V178H178ZM200 177H201V175H200ZM203 177H204V176H203ZM203 177H202V178H203ZM208 177H209V176H208ZM218 177H219V175H218ZM234 177H235V176H234ZM241 177H242V176H241ZM258 177H259V176H258ZM260 177H261V176H260ZM11 178H12V179H11ZM34 178H33V179H34ZM92 178H93V177H92ZM119 178H120V177H119ZM135 178H136V177H135ZM182 178H183V176H182ZM196 178H197V177H196ZM213 178H215V177H213ZM216 178H217V177H216ZM216 178H215V179H216ZM219 178H221V177H219ZM222 178H224V176H223ZM231 178H232V177H231ZM238 178H239V177H238ZM246 178H247V177H246ZM246 178H245V179H246ZM263 178H264V177H263ZM24 179H25V178H24ZM26 179H27V178H26ZM29 179H30V180H29ZM29 179H27L28 182H29V181L33 182V181L31 180V178H29ZM138 179H139V178H138ZM149 179H151V178H149ZM149 179H148V180H149ZM155 179H156V178H155ZM186 179H187V177H186ZM208 179H209V178H208ZM217 179H218V178H217ZM248 179H249V178H248ZM251 179H253V178H251ZM259 179H260V178H259ZM27 180H26L25 182H27ZM110 180H111V179H110ZM135 180H136V179H135ZM181 180H182V179H181ZM201 180H202V179H201ZM203 180H205V179H203ZM230 180H231V179H230ZM65 181H67V182H65ZM93 181H94V180H93ZM105 181H106V180H105ZM111 181H112V180H111ZM119 181H120V180H119ZM153 181H154V180H153ZM167 181H168V180H167ZM205 181H206V180H205ZM205 181H204V182H205ZM218 181L220 182V179H219ZM240 181H241V180H240ZM262 181H263V180H262ZM31 182H30V183H31ZM101 182H102V181H101ZM188 182H189V181H188ZM193 182H194V181H193ZM193 182H191V183H193ZM196 182H197V180H196ZM196 182H195V184H196ZM200 182H201V181H200ZM202 182H203V181H202ZM263 182H264V181H263ZM102 183H103V182H102ZM110 183H111V182H110ZM136 183H137V182H136ZM159 183H160V182H159ZM215 183H216V182H215ZM232 183H233V182H232ZM234 183H235V182H234ZM257 183H258V182H257ZM8 184H9V185H8ZM34 184H35V183H34ZM137 184H138V183H137ZM145 184H146V183H145ZM147 184H148V183H147ZM174 184H175V183H174ZM195 184H193V186H194ZM199 184H200V183H199ZM204 184H205V183H204ZM32 185H33V184H32ZM32 185H31V186H32ZM112 185H113V184H112ZM115 185H116V184H115ZM134 185H135V184H133V186H134ZM141 185H142V184H141ZM213 185H214V184H213ZM227 185H229V184H227ZM227 185H226V186H227ZM237 185H238V184H237ZM237 185H234V186H237ZM257 185H258V184H257ZM33 186H34V185H33ZM82 186H83V185H82ZM106 186H107V185H106ZM113 186H114V185H113ZM147 186H148V185H147ZM188 186H189V185H188ZM196 186H197V185H196ZM203 186H204V185H203ZM205 186H206V185H205ZM219 186H220V185H219ZM231 186H233V185H231ZM244 186H245V185H244ZM37 187H38V186H37ZM129 187H130V185H129ZM169 187L171 188V186H169ZM207 187H208V186H207ZM221 187H222V186H221ZM258 187H259V186H258ZM12 188H13L12 191H11V190L8 191V189H12ZM33 188H34V187H33ZM125 188H126V186H125ZM132 188H133V187H132ZM211 188H212V187H211ZM120 189H121V188H120ZM159 189H160V188H159ZM174 189H175V188H174ZM176 189H177V188H176ZM176 189H175V190H176ZM188 189H189V188H188ZM237 189H238V188H237ZM251 189H252V188H251ZM257 189H258V188H257ZM261 189H262V188H261ZM22 190H23V189H22ZM36 190H38V189L36 188ZM122 190H123V189H122ZM162 190H163V189H162ZM166 190H167V188H166ZM219 190H220V189H219ZM223 190H224V189H223ZM252 190H253V189H252ZM119 191H121V190H119ZM153 191H154V190H153ZM170 191H171V190H170ZM180 191H181V190H180ZM228 191H229V190H228ZM232 191H233V190H232ZM234 191H235V190H234ZM242 191H243V189H242ZM31 192H32V191H31ZM133 192H135V191H133ZM147 192H148V191H147ZM255 192H256V191H255ZM122 193H123V192H122ZM135 193H136V192H135ZM171 193H172V192H171ZM173 193H175V192H173ZM176 193H177V192H176ZM182 193H183V191H182ZM207 193H208V192H207ZM224 193H226V192H224ZM230 193H231V192H230ZM25 194H26V193H25ZM28 194H29V193H28ZM28 194H27V195H28ZM87 194H88V193H87ZM119 194H120V193H119ZM163 194H164V193H163ZM167 194H168V193H167ZM177 194H178V193H177ZM179 194L181 195V193H179ZM193 194H194V193H193ZM208 194H209V193H208ZM110 195H111V194H110ZM114 195H115V194H114ZM125 195H126V194H125ZM136 195H137V194H136ZM142 195H143V194H142ZM165 195H166V194H165ZM182 195H183V194H182ZM184 195H185V191H184ZM200 195H201V194H200ZM209 195H211V194H209ZM226 195H227V194H226ZM231 195H232V194H231ZM22 196H23V195H22ZM87 196H88V195H87ZM212 196H213V195H212ZM215 196H216V194H215ZM98 197H99V196L95 197V199H96V200L94 199L95 202H96V201H97V202L99 201V200H97V199H99ZM106 197H107V196H106ZM106 197H103V198L101 197V198L105 200ZM158 197H159V196H158ZM169 197H171V198H169V199H172V196H169ZM179 197H181V196H179ZM182 197H183V196H182ZM193 197H194V195H193ZM195 197H197V196H195ZM195 197H194V198H195ZM207 197H208V196H207ZM226 197H227V196H226ZM257 197H258V196H257ZM29 198H30V197H29ZM156 198H157V197H156ZM189 198H190V197H189ZM220 198H221V197H220ZM108 199H109V197H108ZM108 199H107V200H108ZM113 199H114V197H113ZM196 199H197V198H196ZM217 199H218V196H217ZM224 199H225V198H224ZM233 199H234V198H233ZM233 199H232V200H233ZM52 200H53V199H52ZM52 200H51V201H52ZM90 200H93V199H90ZM90 200H89V201L87 200V202L89 203ZM104 200H101V202L104 201ZM107 200H106V201H107ZM129 200H130V199H129ZM129 200H128V201H129ZM155 200H156V199H155ZM161 200H162V199H161ZM163 200H164V199H163ZM179 200H180V199H179ZM179 200H178V201H179ZM181 200H182V199H181ZM198 200H199V199H198ZM251 200H252V199H251ZM53 201H55V200H53ZM106 201H105V202H106ZM111 201H112V197H111ZM111 201H110V202H111ZM118 201H119V200H118ZM136 201H137V200H135V201H133V202H136ZM150 201H151V200H150ZM156 201H157V200H156ZM156 201H155V202H156ZM173 201H174V200H173ZM226 201H227V200H226ZM228 201H229V200H228ZM233 201H234V200H233ZM243 201H244V200H243ZM75 202H76V203H75ZM87 202H86V200H85V201H83L82 204H85V203H87ZM91 202H92L91 207H93V206H94V205H93V202H94V201H91ZM99 202H100V201H99ZM99 202H98V204H99ZM122 202L124 203V201H122ZM139 202H140V201H139ZM142 202H144V200L141 201V203H142ZM146 202H148V201H146ZM155 202H154V204H156ZM160 202H161V201H160ZM216 202H217V201H216ZM39 203H40V202H39ZM51 203H52V202H51ZM53 203H54V202H53ZM53 203H52V204H53ZM62 203H63V202H62ZM103 203H104V202H103ZM130 203H131V202H130ZM162 203H163V202H162ZM172 203H173V202H172ZM222 203H223V202H222ZM226 203H228V202H226ZM252 203H253V202H252ZM1 204H2V205H1ZM55 204H56V203H55ZM64 204H66V202H64ZM96 204H97V203H96ZM101 204H102V203H100V205H101ZM114 204H115V203H114ZM114 204L112 205V207L114 206ZM135 204H137V203H135ZM147 204H148V203H147ZM152 204H153V203H152ZM163 204H165V203H163ZM174 204H175V203H174ZM177 204H178V203H177ZM192 204H193V203H192ZM233 204H234V203H233ZM236 204H237V203H236ZM39 205H40V204H39ZM87 205H88V204H86V206H87ZM89 205H90V204H89ZM100 205H99V207H100ZM102 205H104V204H102ZM102 205H101V206H102ZM149 205H150V204H149ZM161 205H162V204H161ZM179 205H180V203H179ZM198 205H199V204H198ZM249 205H250V204H249ZM261 205H262V203H261ZM261 205H260V206H261ZM31 206H34V209H33V211H32V212H33V215H31V214H30V211H29V209H30L29 207H31ZM52 206H53V205H52ZM56 206H57V204H56ZM60 206H62V205H60ZM67 206H68V205H67ZM77 206H78V207H77ZM82 206H83V205H82ZM106 206H107V205H106ZM106 206H105V205L102 206V207L104 208V210H105V207H106ZM129 206H130V205H129ZM143 206H144V205H143ZM152 206H154V205H152ZM165 206H166V205H165ZM167 206H168V205H167ZM219 206H220V205H219ZM223 206H224V205H223ZM223 206H222V207H223ZM238 206H239V205H238ZM44 207H47V206H44ZM48 207H49V206H48ZM69 207H70V205H69ZM83 207H84V206H83ZM83 207H82V208H83ZM91 207H90V208H91ZM94 207L96 208V206H94ZM94 207H93L92 209H94ZM107 207H108V206H107ZM139 207H140V206H139ZM139 207H138V208H139ZM147 207H148V206H147ZM150 207H151V206H150ZM159 207H160V206H159ZM178 207H179V206H178ZM195 207H196V206H195ZM222 207H221V208H222ZM225 207H226V206H225ZM229 207H230V206H229ZM229 207H226V208H229ZM28 208H29V209H28ZM82 208H81V209H82ZM85 208H86V207H85ZM90 208H89V209H90ZM108 208H109V207H108ZM151 208H152V207H151ZM192 208H193V207H191V209H192ZM231 208H232V207H231ZM51 209H52V208H51ZM63 209H64V208H63ZM81 209H80V210H81ZM89 209H88V210H89ZM113 209H114V208H113ZM145 209H147V208H145ZM165 209H166V208H165ZM168 209H169V208H168ZM222 209H223V208H222ZM234 209H235V208H234ZM31 210H32V209H31ZM41 210H42V208H41ZM45 210L47 211V208H46ZM48 210H50V209L48 208ZM77 210H78V209H77ZM80 210L77 211V212H80ZM90 210H91V209H90ZM94 210H96V209H94ZM99 210H100V209H99ZM106 210H107V209H106ZM111 210H112V209H111ZM119 210H120V209H119ZM132 210H133V209H132ZM161 210H162V209H161ZM189 210H190V209H189ZM231 210H233V209H231ZM235 210H236V209H235ZM239 210H240V208H239ZM42 211H44V210H42ZM46 211H45V212H46ZM92 211H93V210H92ZM92 211H88V212H91V214H93ZM137 211H138V209H137ZM157 211H159V208H158ZM229 211H230V210H229ZM57 212H58V211H57ZM77 212H76V215H77ZM81 212L83 213L82 210H81ZM84 212H86L85 209H84ZM94 212H95V211H94ZM99 212H100V211H99ZM146 212H147V211H146ZM196 212H197V211H196ZM216 212H217V211H216ZM220 212H221V209H220ZM225 212H226V211H225ZM225 212H224V213H225ZM230 212H231V211H230ZM235 212H236V211H235ZM238 212H239V211H238ZM39 213H40V212H39ZM42 213H43V212H42ZM46 213L49 214V215L47 214V216H51V215L55 214V213H53V212H52V214H50V212H46ZM46 213H45V214H46ZM58 213H60V212H58ZM82 213H81V214H82ZM100 213H101V212H100ZM117 213H118V212H117ZM121 213H122V212H121ZM134 213H135V212H134ZM171 213H172V212H171ZM171 213H170V214H171ZM206 213H208V212H206ZM236 213H237V212H236ZM45 214H44L43 217H46ZM64 214H65V213H64ZM81 214H80V215H81ZM84 214H85V213H83V215H82L83 219H84V217L86 216V214H85V216H84ZM109 214L111 215L112 213H109ZM138 214H139V213H138ZM141 214H142V212H141ZM152 214H154V212H153ZM152 214H151V215H152ZM167 214H168V213H167ZM175 214H177V213H175ZM191 214H194V213H191ZM196 214H198V213H196ZM1 215H2V214H1ZM80 215H79V216H80ZM87 215H89V213H88ZM106 215H107V214H106ZM110 215H109V216H110ZM112 215H114V214H112ZM112 215H111V217H115V215H114V216H112ZM188 215H189V214H188ZM198 215H199V214H198ZM201 215H202V213H201ZM204 215H205V214H204ZM229 215H230V214H229ZM53 216H54V218H55V215H53ZM56 216H57V215H56ZM73 216H74V215H73ZM79 216H78V219H79ZM89 216H90V215H89ZM103 216H104V215H103ZM109 216H108V217H109ZM144 216H146V215H144ZM189 216H190V215H189ZM206 216H207V214H206ZM224 216H225V215H224ZM230 216H231V215H230ZM0 217H1V218H0V222H1V219H2V217H4V216H0ZM8 217H9V216H8ZM75 217H76V216H74V217L71 216V218L69 217V219H73V218H75ZM90 217H91V216H90ZM94 217H95V216H94ZM111 217H109V218H111ZM174 217H175V216H174ZM200 217H201V216H200ZM204 217H205V216H204ZM222 217H223V216H222ZM51 218L53 219V217H50L49 219H51ZM80 218H81V217H80ZM87 218H88V216H87ZM116 218H117V217H116ZM152 218H153V216H152ZM164 218H165V217H164ZM166 218H167V217H166ZM169 218H170V217H169ZM169 218H168V219H169ZM171 218H172V216H171ZM186 218H187V217H186ZM186 218H184V219H186ZM190 218H191V217H190ZM196 218H198V216H197ZM224 218H225V217H224ZM236 218H237V217H236ZM249 218H250V217H249ZM36 219H37V220H36ZM47 219H48V218H47ZM47 219H46V220H47ZM49 219H48V221H49ZM65 219H66V217H65ZM75 219H76V218H75ZM75 219H74V221H75ZM78 219H76L77 222H78ZM83 219H82V220H83ZM89 219H91V218H89ZM93 219H94V218H93ZM103 219H104V218H103ZM107 219H108V218H107ZM177 219H178V218H177ZM213 219H214V217H213ZM220 219H221V218H220ZM229 219H230V218L228 217V220H229ZM3 220H6V216L4 217ZM40 220H42V218H41ZM43 220H44V218H43ZM61 220H62V219H61ZM67 220H68V217H67ZM80 220H81V219H80ZM85 220H87V219H85ZM116 220H117V219H115V223H117V221H118V220H117V221H116ZM126 220H127V219H126ZM130 220H131V219H130ZM175 220H176V219H175ZM189 220H190V219H189ZM189 220H188V223H189ZM191 220H192V219H191ZM199 220H200V219H199ZM199 220H198V221H199ZM218 220H219V219H218ZM226 220H227V219H226ZM248 220H251V219H248ZM51 221H52V220H51ZM54 221H55V220H54ZM64 221H65V220H64ZM72 221H73V220H72ZM83 221H84V220H83ZM87 221H88V220H87ZM105 221H106V220H105ZM105 221H104V222H105ZM112 221H113V220H112ZM127 221H128V220H127ZM165 221H166V220H165ZM171 221H172V220H171ZM171 221H170V222H171ZM180 221H182V220H180ZM9 222H10V221H9ZM44 222L46 223L45 220H44ZM44 222H43V223H44ZM69 222H70V221H69ZM91 222H92V221L90 220V222H88V223H91ZM98 222H100V221H98ZM102 222H103V221H102ZM123 222H124V221H123ZM150 222H151V221H150ZM193 222H194V221H192L191 223H193ZM219 222H223V221L219 220ZM10 223H11V222H10ZM65 223H66V222H64V224H65ZM67 223H68V222H67ZM67 223H66V225H67ZM82 223H83V225H82ZM82 223H81L80 225L83 226V227H84V224H85V226H86V225H89L88 223H87V224L84 223V222H82ZM93 223H94V222H93ZM93 223H92V224H93ZM108 223H109L108 226H107L106 223H104V224H106V226H107L106 228L104 227V228H105L104 230H106L108 227H110V226L112 225V223L114 224V222L111 223L110 220L108 221ZM158 223H159V221H158ZM181 223H182V222H181ZM188 223H187V224H188ZM243 223H244V222H243ZM246 223H247V222H246ZM260 223H261V221H260ZM3 224H4V221H3ZM3 224H1V225H3ZM12 224H11V226H12ZM34 224H35V223H34ZM71 224H72V223H71ZM76 224H77V223H76ZM104 224L102 223V225H104ZM205 224H206V223H205ZM239 224H241V222H240ZM248 224H249V223H248ZM258 224H259V223H258ZM45 225H47V224H45ZM58 225H59V224H58ZM72 225H73V224H72ZM97 225H98V224H97ZM156 225H157V224H156ZM164 225H165V222H164ZM179 225H180V224H179ZM184 225H185V224H184ZM192 225H193V224H191V226H192ZM194 225H195V224H194ZM229 225H230V224H229ZM252 225H253V224H252ZM5 226H6V225H5ZM5 226H4V227H5ZM37 226H36V227H37ZM61 226H62V224H61ZM63 226L65 227V225H63ZM67 226H68V225H67ZM95 226H96V225H95V223H94L93 230L95 229ZM99 226H101V224H99ZM99 226H98V227H99ZM104 226H105V225H104ZM171 226H172V225H171ZM188 226H189V225H188ZM188 226H187V228H188ZM197 226H198V225H197ZM199 226H200V224H199ZM205 226H206V225H205ZM220 226H221V225H220ZM238 226H239V225H238ZM242 226H243V225H242ZM253 226H254V225H253ZM31 227H32L33 229H31ZM50 227H51V226H50ZM50 227H49V228H50ZM53 227H55V226H53ZM57 227H58V226H57ZM57 227H55V228H57ZM69 227H70V226H69ZM86 227H87V226H86ZM89 227H90V225H89ZM98 227L96 228V230L99 229L100 232H103V231H104L103 229H101V227L103 228V226H101V227H99V228H98ZM131 227H132V226H131ZM151 227H152V222H151ZM174 227H175V225H174ZM181 227H182V226H181ZM181 227H180V228H181ZM183 227H186V226H183ZM192 227H193V226H192ZM223 227H224V226H223ZM225 227H227V226H225ZM2 228H3V227H2ZM9 228H10V227H9ZM9 228H8V229H9ZM51 228H52V227H51ZM58 228H59V227H58ZM79 228H80V226H79ZM111 228L113 229V228H114V225H113V227H111ZM134 228H135V227H134ZM145 228H147V227H145ZM152 228H153V227H152ZM161 228L163 229V226H161ZM176 228H177V226H176ZM244 228L247 229L248 227H244ZM244 228H243V229H244ZM37 229H38V228H37ZM91 229H92V228H91ZM109 229H110V228H109ZM112 229H111V230H112ZM115 229H116V227H115ZM162 229H161L160 231H163V232H164L165 230H162ZM164 229H165V228H164ZM182 229H183V228H182ZM182 229H181V230H182ZM190 229H191V227H190ZM224 229H225V228H224ZM228 229H229V228H228ZM5 230L7 231V229H5ZM9 230H11V229H9ZM50 230H51V229H50ZM52 230H53V229H52ZM82 230H83V229H82ZM87 230L89 231V229H87ZM101 230H103V231H101ZM107 230H108V229H107ZM171 230H172V229H171ZM173 230H174V228H173ZM177 230H178V229H177ZM184 230H185V229H184ZM198 230H199V229H198ZM200 230H201V228H200ZM215 230H216V229H215ZM219 230H220V229H219ZM3 231H4V230H3ZM3 231H0V232H3ZM40 231H37V232H40ZM42 231H43V232H42ZM66 231H67V230H66ZM83 231H86V230H83ZM131 231H132V230H131ZM160 231H159V233H160ZM188 231H189V230H188ZM194 231H195V230H194ZM249 231H250V229H249ZM89 232H90V231H89ZM89 232H88V233H89ZM104 232L106 233L107 231H104ZM108 232H109V231H108ZM122 232H123V231H122ZM140 232H141V231H140ZM144 232H145V231H144ZM166 232L169 233L167 230H166ZM177 232H178V231H177ZM180 232H182V231H180ZM190 232H191V231H190ZM198 232H199V231H198ZM217 232H218V231H217ZM223 232H224V231H223ZM226 232H227V231H226ZM226 232H225V234H226ZM233 232H234V231H233ZM262 232H263V231H262ZM10 233H9V234H10ZM105 233H103V234H105ZM133 233H134V231H133ZM133 233L131 232L130 235L133 234ZM135 233H137V232L135 231ZM141 233H142V232H141ZM141 233H140V234H141ZM145 233H146V232H145ZM148 233H149V231H148ZM167 233H165V234H167ZM175 233H176V232H175ZM202 233H203V232H202ZM5 234H6V233H5ZM7 234H8V233H7ZM93 234H94V232H93ZM137 234H138V233H137ZM137 234H135V235H137ZM151 234H152V233H151ZM157 234H158V233H157ZM160 234H161V233H160ZM160 234H159V235H160ZM172 234H173V233H172ZM182 234H183V233H182ZM222 234H223V233H222ZM247 234H248V233H247ZM17 235H18V236H17ZM47 235H48V234H47ZM143 235H144V234H143ZM162 235H163V234H162ZM189 235H190V233H189ZM5 236H6V235H5ZM87 236L89 237V235H87ZM101 236H102V235L100 234V237H101ZM160 236H161V235H160ZM165 236H166V235H165ZM168 236H169V235H168ZM170 236H171V233H170ZM173 236H174V235H173ZM192 236H193V235H192ZM213 236H214V235H213ZM215 236H216V234H215ZM215 236H214V237H215ZM217 236H218V235H217ZM248 236H249V235H248ZM42 237H41V238H42ZM49 237H50V236H49ZM49 237H48V238H49ZM107 237H108V236H107ZM151 237H152V236H151ZM158 237H159V236H158ZM180 237H181V236H180ZM193 237H194V236H193ZM193 237H192V238H193ZM198 237H199V236H198ZM214 237H213V238H214ZM219 237H220V236H219ZM82 238H83V237H82ZM96 238H97V237H96ZM149 238H150V237H149ZM155 238H157V237H155ZM155 238H154V239H155ZM169 238H170V237H169ZM171 238H172V237H171ZM171 238H170V239H171ZM173 238H174V237H173ZM192 238H191V239H192ZM200 238H201V237H200ZM43 239H45V236L43 237ZM46 239H47V238H46ZM49 239H52V238L50 237ZM98 239H99V240H102V239H100L99 237H98ZM122 239H123V238H122ZM125 239H126V238H125ZM132 239H133V238H132ZM158 239H160V238H158ZM217 239H218V238H217ZM217 239H216V240H217ZM241 239H242V238H241ZM241 239H240V240H241ZM247 239H248V238H247ZM249 239H250V238H249ZM256 239H257V238H256ZM262 239H263V238H262ZM15 240H16L17 242H16ZM84 240H85V237H84ZM163 240H164V239H163ZM163 240H162V241H163ZM208 240H209V239H208ZM208 240H207V241H208ZM53 241H54V240H53ZM55 241H56V240H55ZM74 241H75V240H74ZM79 241H81V240H79ZM85 241H86V243L89 244V242H87V240H85ZM89 241H90V240H89ZM102 241H103V240H102ZM102 241H101V242H102ZM120 241H121V240H120ZM132 241H133V240H132ZM160 241H161V240H160ZM171 241H172V240H171ZM191 241H192V240H191ZM211 241H212V240H211ZM214 241H215V240H214ZM231 241H232V240H231ZM237 241H238V240H237ZM63 242H64V241H63ZM67 242H68V241H67ZM69 242H70V241H69ZM91 242H93V241H91ZM112 242H113V241H112ZM154 242H155V241H154ZM156 242H157V239H156ZM173 242H174V241H173ZM204 242H206V241H204ZM225 242H226V241H225ZM225 242H223V243H225ZM240 242H241V241H240ZM243 242H244V241H243ZM255 242H256V241H255ZM70 243H71V242H70ZM131 243H132V242H131ZM159 243H160V242H159ZM183 243H184V242H183ZM234 243H235V240H234ZM237 243H238V242H237ZM241 243H242V242H241ZM17 244L19 245V249L17 248V247H18ZM47 244H48V242H47ZM111 244H112V243H111ZM117 244H118V243H117ZM122 244H123V243H122ZM145 244L147 245V242H146ZM152 244H153V243H152ZM225 244H226V243H225ZM235 244H236V243H235ZM249 244H250V243H249ZM65 245H66V244H65ZM69 245H70V244H69ZM72 245H73V244H72ZM93 245H94V244H93ZM95 245H96V244H95ZM99 245H100V241H99ZM99 245H97L96 248H97ZM126 245H127V243H126ZM150 245H151V244H150ZM166 245H167V244H166ZM168 245H169V244H168ZM183 245H184V244H183ZM188 245H189V244H188ZM192 245H194V243H193ZM202 245H203V244H202ZM206 245H207V244H206ZM222 245H223V244H222ZM240 245H241V244H240ZM255 245H256V244H255ZM49 246H50V245H49ZM59 246H60V245H59ZM89 246H90V245H89ZM112 246H113V245H112ZM132 246H133V245H132ZM155 246H156V245H155ZM184 246H185V245H184ZM244 246H245V245H244ZM263 246H264V245H263ZM62 247H63V246H62ZM69 247H70V246H69ZM85 247H86V246H85ZM101 247H102V246H101ZM104 247H105V246H104ZM104 247H103V248H104ZM107 247H108V246H107ZM144 247H146V246H144ZM160 247H161V246H160ZM163 247H164V246H163ZM188 247H189V246H187V248H188ZM246 247H247V245H246ZM51 248H52V247H51ZM57 248H58V247H57ZM63 248H65V247H63ZM70 248H72V247H70ZM96 248H95V249H96ZM146 248H147V247H146ZM149 248H150V247H149ZM153 248H155V247H153ZM216 248H217V246H216ZM252 248H253V247H252ZM260 248H261V246H260ZM46 249H47V250H46ZM86 249H87V248H86ZM86 249H85V250H86ZM88 249H89V248H88ZM97 249H98V248H97ZM104 249H105V248H104ZM110 249H111V248H110ZM112 249H113V248H112ZM112 249H111V250H112ZM147 249H148V248H147ZM161 249H162V248H161ZM166 249H167V248H166ZM173 249H174V248H173ZM190 249H191V248H190ZM192 249H193V248H192ZM211 249H212V248H211ZM230 249H231V248H230ZM256 249H257V248H256ZM85 250H84V251H85ZM91 250H93V249H91ZM91 250H90V251H91ZM98 250H99V249H98ZM111 250H110V251H111ZM156 250H157V249H156ZM170 250H171V249H170ZM234 250H235V249H234ZM79 251H80V250H79ZM99 251L102 252L101 250H99ZM99 251H97V253H98ZM133 251H134V250H133ZM133 251H131V252H133ZM150 251H151V250H150ZM158 251H159V250H157V252H158ZM165 251H166V250H165ZM178 251H179V250H178ZM184 251H185V250H184ZM190 251H191V250H190ZM236 251H237V250H236ZM242 251H244V250H242ZM57 252H58V251H57ZM61 252H62V251H61ZM128 252H130V251H128ZM131 252H130V253H131ZM154 252H155V251H154ZM176 252H177V251H176ZM221 252H222V251H221ZM246 252H247V248H246L245 253H246ZM48 253H50V252H48ZM89 253H90V252H89ZM89 253H87V254L85 255V257L91 255V253H90V254H89ZM92 253H93V256L91 255V259L93 260L94 258H92V257H94V255L97 254V253H96V251H95V252L92 251ZM94 253H95V254H94ZM167 253H168V252H167ZM171 253H173V252H171ZM189 253H190V252H189ZM243 253H244V252H243ZM245 253H244V254H245ZM254 253H255V252H254ZM257 253H259V252H257ZM260 253H261V252H260ZM50 254H51L50 257L53 258V257H52V253H50ZM54 254L57 256L58 253H57V254L54 253ZM67 254H68V253H67ZM100 254L102 255V253H100ZM168 254H169V253H168ZM176 254H177V253H176ZM190 254H191V253H190ZM224 254H225V253H224ZM224 254H223V255H224ZM240 254H242V253H240ZM244 254H242V255H244ZM252 254H253V253H252ZM45 255H42V257H43V256L45 257ZM55 255H54V256H55ZM60 255H61V254H60ZM63 255H64V254H63ZM125 255H127V254H125ZM145 255H146V254H145ZM145 255H144V256H145ZM156 255H157V254H156ZM192 255H193V254H192ZM232 255H233V254H232ZM47 256H48V255H46V257H47ZM97 256H98V255H97ZM97 256H95V258H96ZM99 256H100V255H99ZM102 256H103V255H102ZM109 256H110V255H109ZM121 256H123V255H121ZM127 256H128V255H127ZM132 256L134 257V255H132ZM144 256H143V257H144ZM172 256H173V255H172ZM186 256H187V255H186ZM214 256H215V255H214ZM220 256H222V255H220ZM224 256H225V255H224ZM224 256H223V257H224ZM46 257H45V258H46ZM50 257H48V259H50ZM58 257H59V256H58ZM67 257H68V256H67ZM83 257H84V256H83ZM89 257H90V256H89ZM113 257H114V256H113ZM117 257H118V256H117ZM130 257H131V256H130ZM143 257H141V258H143ZM161 257H162V256H161ZM165 257H166V256H165ZM174 257H175V256H174ZM194 257H195V256H194ZM202 257H204V256H202ZM45 258H44V262H43V263H45ZM111 258H112V256H111ZM147 258H148V256H147ZM163 258H164V255H163ZM169 258H170V255H169ZM169 258H168V259H169ZM186 258H187V257H186ZM191 258H192V257H191ZM200 258H201V257H200ZM229 258H230V257H229ZM241 258H242V257H241ZM31 259H32V260H31ZM89 259H90V258H89ZM91 259H90V260H91ZM97 259H98V258H97ZM112 259H113V258H112ZM118 259H119V258H118ZM131 259H132V257H131ZM156 259H157V258H156ZM188 259H190V258H188ZM27 260H28V259H27ZM95 260H96V259H95ZM99 260H100V262L102 261V259H100V258H99ZM99 260H98V261H99ZM106 260H107V259H106ZM110 260H111V259H110ZM132 260H133V259H132ZM150 260H151V259H150ZM152 260H153V261H157V260H154V259H152ZM171 260H172V258H171ZM171 260H170V261H171ZM175 260H176V258H175ZM181 260H182V259H181ZM190 260H191V259H190ZM212 260H213V258H212ZM98 261H97V262H98ZM103 261H104V260H103ZM111 261H112V260H111ZM120 261H121V259H120ZM128 261H129V259H128ZM128 261H127V262H128ZM134 261H135V260H134ZM140 261H141V260H140ZM146 261H147V260H146ZM164 261H167V260H164ZM237 261H239V260H237ZM237 261H236V262H237ZM241 261H242V260H241ZM241 261H240V262H241ZM72 262H73V261H72ZM132 262H133V261H132ZM147 262H148V261H147ZM171 262H172V261H171ZM41 263H42V262H41ZM55 263H56V261H55ZM76 263H77V262H76ZM86 263H87V262H86ZM105 263H106V262H104V264H105ZM109 263H110V261H109ZM117 263H118V262H117ZM117 263H116V264H117ZM130 263H131V262H130ZM141 263H142V261H141ZM20 264H21V263H20ZM35 264H37V263H35ZM60 264H61V262H60ZM62 264H63V263H62ZM90 264H91V261H90ZM98 264H100V263H98ZM107 264H108V263H107ZM113 264H114V263H113ZM128 264H129V263H128ZM182 264H183V263H182ZM221 264H222V263H221ZM244 264H245V263H244Z\"/></svg>",
	"mask_w": 264,
	"mask_h": 264
}]
</instances>
